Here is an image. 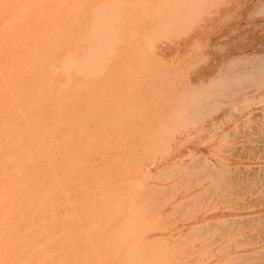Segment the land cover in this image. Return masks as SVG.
Listing matches in <instances>:
<instances>
[{
  "label": "rangeland",
  "instance_id": "1",
  "mask_svg": "<svg viewBox=\"0 0 264 264\" xmlns=\"http://www.w3.org/2000/svg\"><path fill=\"white\" fill-rule=\"evenodd\" d=\"M95 1H97V0H95ZM100 1L101 2H99V0L97 2H94L93 0H23V1L22 0H9V2H8V0H6V1L2 0V2L0 1V32L2 34V35L0 34V78H1L0 79V135H1L0 136V156L3 154L2 156L7 157V159H6L7 164H1V165L5 166V169L0 170L1 171L0 172V193H5L7 190H10L12 188V183H10V180L9 181L6 180V174H5V172L9 168H12L14 166H19L21 169H28L27 165H29V169H31V168H43V170L45 169L44 173L41 176V179H39V177H37V176H31V177L27 178L26 180L14 177L13 182L15 184H22V186L24 188L26 187L27 189L25 188L24 191H18V192H16L15 195L12 194L11 196H6L3 199L5 201H11L12 199H14V200L24 202L25 200H28L29 194L31 195L32 192H34L36 190V189H34V186H36L40 182L43 183V187L45 186L43 188V191L41 192L42 194L40 196L45 201V205H44L45 207L43 210H42V208L40 210V206L39 207L37 206L38 203L32 200V203H31L32 207H30V209L26 212L27 215L24 214L22 217L21 216L16 217L17 219H15V217H14V219H11L9 222L5 223L6 226L8 225L9 227H12L11 225L14 226L15 222H21L22 223V221H23V224L25 226L22 224L20 227H16V229H14L13 231L7 230L8 234H7L6 238H4L3 242H0L1 245L3 243V245L5 246L4 249L2 250V252L4 253L5 250H9V251L15 252L16 255L17 254L18 255L15 258V260L10 261L9 263H5L4 261H2L3 253L1 255V252H0V264H32V263L26 261L27 258H32V257L34 259H37L39 257L45 258L44 263H37V264H48V263L49 264H56V263L57 264H67L68 262H70L69 264H77V263L83 264V262H84V264L86 262H87L86 264H90V260H91V264H97V263L98 264H131V263L137 264V262H139V261H140L139 262L140 264H149L150 262L152 264H154V263L155 264H160V263L165 264L166 261H168L169 264H177L176 261L179 264H188V263L189 264H264V249H263L264 248V241H262V240H264V238H263V236H264L263 235V233H264V222H263V219H264L263 218L264 217L263 216L264 215V213H263L264 212V178H263L264 177V168H263V166H264V159H263L264 158V149H263L264 148V144H263V142H264V131H263L264 130V122H263V120H264V118H263V116H264V110H263L264 109V104H263L264 103V97H263L264 96V89H263V87H264V68H263L264 67V60H263V62L260 61V60L264 59V0H175V1L174 0H164V1L163 0H158V1L157 0H138L139 2L137 0H130V1L129 0H115V2L114 1L111 2L112 0H100ZM105 1H107V2H105ZM123 1L124 2L128 1L127 6H124V4H126V2L124 3ZM136 1L138 3L137 6H139L137 8H136ZM148 1H151L150 4L152 3V1L155 2V3H153L155 5L151 4L152 6L148 7L150 5L148 3ZM3 3H5V4H3ZM96 3H99L97 5H99V8H101L102 10H100L99 8L97 9L98 6H96ZM113 3H116L118 5L113 4ZM130 3L132 4V6H130V8H129L128 6ZM140 3L142 5H144L143 3H146V5H144V8L141 7ZM169 3H170V5H169ZM172 3H174V4H172ZM89 4H92V5H89ZM133 4L135 5V7ZM119 5H121V6H119ZM145 6L148 7V9H146ZM94 7H95V9H94ZM90 8H91V10H90ZM92 8L94 9V11ZM131 8H132L133 12H132V10H130L129 13L131 16L130 15L128 16L129 13H127L126 10L131 9ZM140 8H142V9L140 10ZM154 8H156L157 10ZM118 9L121 10V12L118 11ZM137 9L140 12H138ZM96 10H99V12L97 11L98 12L97 15L99 14V16H97L95 14ZM106 11H108V12H106ZM142 11H144V13ZM145 11L148 14H145L146 13ZM162 11H163V13H162ZM174 11H176V12H174ZM6 12L8 13L7 15H6ZM100 12H101V14H100ZM115 12H118V13H115ZM125 12L127 14H125ZM136 12H138V14L140 13L141 16L137 15ZM141 12L145 16H143V14ZM88 13H92V14H88ZM108 14H110V15H108ZM113 14H115V15H113ZM120 14H121V16H120L121 19L118 22L117 20L119 18L115 19L116 18L115 16L120 15ZM132 14H134V15H132ZM95 15L97 18L99 17V19H97L95 17ZM104 16H105V18H104ZM136 16H138V18ZM93 17L95 19V22H94ZM112 17H115V18H112ZM128 17H130V18H128ZM135 17L139 20H136ZM144 17H146L145 18L146 20L143 19ZM140 18L142 20H140ZM101 19H102V21H104L103 22L104 26L100 25L102 22ZM129 19H130V21L128 22ZM96 20H98V22ZM109 20H110V23L112 22V24H113V25H111L112 28L117 25L115 28H118L117 30H120L119 27L124 26L125 28L121 27V31L123 30L121 33H124V35L120 34V35H116V37L114 35H112V32L114 31V34H115V32L117 30H115V28L110 29L111 27H110ZM113 20L115 22L117 21L116 25H115V23H113ZM131 20H132V22L136 21V23H137L136 26L139 27L138 28L139 33L136 31L138 29L134 25L136 23H131ZM105 21H106V23H105ZM124 21H126L127 23ZM142 21H144V22L142 23ZM83 22H84V24H83ZM139 22H141V24ZM89 23L90 24L94 23V24L90 26ZM96 23L97 24L100 23L99 25L101 27H105V28L110 27V28H108L109 32H110L109 35H112L113 37L111 36V38L110 37L107 38V36H109V35L106 34L108 32L106 30H108V29L100 28L101 32L98 31V33H99L98 36H99V38L101 37V39H102V40L100 39L101 40L100 41L99 38H97V31H96V29L99 30L98 28L100 26L96 27V25H97ZM118 23H119V26H118ZM8 24H9V26H7ZM105 24H107V25H105ZM108 24H109V26H108ZM87 25H88V28H87ZM94 25H95V30H94ZM131 25L133 27L135 26V28H136V29H134L135 31L132 29L133 27ZM143 27L146 30H144ZM196 27L199 31L196 29ZM130 28H131L130 32L132 30L134 31V32L132 31L133 35L135 34L136 36H139V34H140V36H141L142 34H144V35H146L147 39L148 38H150V39H148V41H147V39L144 35L141 36V38L137 37L138 39L136 38L135 35H134L135 36L134 37L131 33H129L130 35H127V33L125 35L126 31H124V30L130 29ZM172 28H173V31H172ZM4 29L6 32L4 31ZM170 29L173 33L170 32ZM77 30H78V32H77ZM92 30H94V32H96V35H93L91 33ZM111 30H113V31H111ZM89 31L94 36V37L91 36V40L92 39H94V40L98 39L99 42L97 41V43H99V44L104 43L103 45H105V46H102V45L100 46L99 44H97L98 45V47H97L95 44L96 41H94L95 43L93 42L94 43L93 44L92 43L93 40H92L91 43L93 45H95V47H94L89 42L90 41L89 38L91 35L89 33ZM102 31L105 35L102 33ZM145 31H147V33L149 31L150 32L149 34H151V35L148 36ZM119 32H118V34H119ZM128 32H129V30H128ZM100 33H102V34H100ZM192 33H194V34H192ZM83 34L86 35L87 37L84 36ZM161 34H163V35H161ZM167 34H169V35H167ZM131 35H132V39L130 38ZM189 35H191V36H189ZM79 36L82 38H80ZM117 36H119V37H117ZM122 36H123V38H121ZM114 37L117 39H115ZM86 38H87V42L89 45L85 42ZM103 38H106L107 40L110 39V41L108 40L109 41L108 42L106 39H103ZM133 38H136L135 39V42L137 43L136 45H134L135 44L134 41H133L132 45L130 44L132 42V40H134ZM162 38H164V39H162ZM80 39H81V42H80ZM113 39H114V41H113ZM130 39H131V41L129 42ZM175 39H178V40H175ZM104 40H105V42H104ZM116 40H118V41L116 42ZM124 40H126L128 43L125 42ZM141 40H143V41H141ZM199 40H200V42H199ZM102 41H103V43H102ZM122 41L125 43L124 45H123ZM153 41H155L157 43V44L154 43V47L152 45ZM146 42H148L150 44L148 45V43H146ZM159 42L161 44H159ZM169 42H170V44H169ZM80 43L82 45H80ZM141 43L144 46H146V48L148 47L149 50H148V48L147 49L144 48L143 45H142L143 47L140 45V49H139V47L136 48L137 45L141 44ZM83 44L84 45L86 44V45L84 46ZM90 44H91V46H90ZM145 44H147V45H145ZM113 45H115V46H113ZM119 45H123V46L120 47ZM77 46H78V48H77ZM88 46L91 49H89ZM155 46L158 47V51H156L157 48ZM104 47H106L107 49H105ZM127 47H129V48H127ZM98 48H100V49H98ZM130 48L131 49L133 48L132 52L130 51L131 50ZM115 49H117V50H115ZM144 49L148 50V51H146L147 54H150L151 52H149V51H151V49L152 50L154 49L153 51H155V52H152L151 55L154 53H157V55L155 54L153 57V55L151 56V55L144 54V53H146ZM87 50H89V51H87ZM90 50H91V52H94V53H91ZM120 50H122L123 53L122 52L119 53ZM133 50H134V52H133ZM135 50L140 55H138L137 52L135 53ZM95 51L98 54L95 55ZM100 51H102L104 53L101 54ZM165 51L167 52V54ZM196 51L199 53H197ZM114 52H117V54ZM85 53H87V54L90 53L91 54L90 58L89 57L87 58ZM179 53H180V55H179ZM108 54L109 55L111 54L110 57ZM119 54H120V56H118ZM143 54H144V56L146 55L147 59H148V56L152 57L151 59L149 58L151 60L152 64H150V60H145L146 58L143 57ZM115 55L118 56L119 59L116 58L118 60L114 59L116 57ZM124 55H125L126 59H125V57H123ZM207 55H208V57H207ZM212 55L213 56L215 55V56L213 57ZM111 56H113V57L111 58ZM189 56H192V58ZM196 56H198L200 58H198V57L196 58ZM247 56L249 57V59L251 57V59L249 60ZM75 57H76V59H75ZM95 57H97V58H95ZM138 57H139L140 61H138V59L135 60ZM186 57H189L190 60ZM254 57L257 59L256 61H255ZM82 58H83V60H82ZM94 58H95V60H94ZM98 58H99V60L102 58L99 65H98V63H99ZM153 58L154 59L156 58V59L152 61ZM88 59L91 60V62L88 61ZM131 59H134V60H131ZM78 60H82V62L80 61L81 65L79 64ZM103 60H105V61H103ZM184 60L185 61L187 60L186 61L187 64L185 63ZM209 60H211L210 63H209ZM84 61L86 62L85 64L87 66H89V65H92V66H89L87 68V66H85V64L83 63ZM153 62H155V64L157 63L156 64L157 66L160 64L157 67L158 69L155 67L156 65ZM246 62H248V63H246ZM257 62H259L260 64ZM96 63L98 66L96 65ZM83 64H84V67L87 69L83 68ZM101 64L102 65L105 64L104 65L105 71H104V69H102ZM114 64H115V66H114ZM140 64H142L143 66L141 67ZM180 64L183 65L182 66L183 69H182ZM52 65L54 66L56 71L54 70ZM74 65L75 66L77 65V66L72 67ZM134 65H137V67ZM161 65L164 66V68H167L168 70L163 69ZM186 65H188V66H186ZM236 65L238 66V68H236L237 67ZM243 65L246 69H244ZM246 65H247V67H246ZM95 66H97V67H95ZM139 66L141 68L138 69ZM144 66H146L145 67L146 69L144 68ZM90 67H92V68H90ZM94 67L96 68L95 70H94ZM176 67H178V68H176ZM81 68H83V70L84 69L85 70L83 71ZM97 68H99L98 71H97ZM100 68L104 72L103 71L101 72ZM132 68H134V69H132ZM174 68H175V71L173 70ZM184 68H186V69H184ZM261 68H262V71H261ZM77 69L80 71H78ZM88 69H90V70H88ZM109 69H110V71H109ZM198 69H200V70H198ZM234 69L237 70L236 71L237 74H236V72H234L235 71ZM86 70L89 72H86ZM93 70H94V73L91 75ZM162 70H164V71H162ZM194 70H195V72H194ZM258 70H259V72H258ZM50 71H51V73L53 71L54 74L53 73L51 74ZM65 71L68 72L67 75L65 74ZM74 71H75V73H74ZM81 71L84 73H89L88 74L89 76H85V74L81 73ZM90 71H92V72L90 73ZM123 71H124V73H123ZM149 71H150V73H149ZM154 71L156 73L158 71V73L156 74ZM177 71L179 74L180 73L181 74L179 75L177 73ZM199 71H201V72H199ZM252 71H253V73H252ZM96 72L98 74L99 73H101V74L98 75V74H96ZM129 72H132V73L129 74ZM146 72H148V73H146ZM161 72H162V74H161ZM183 72H185V73H183ZM207 72H208V74H207ZM212 72L213 73L215 72V73L213 74ZM245 72H249L250 74L249 73L246 74ZM152 73H153V75H152ZM204 73H206V75ZM103 74L104 75L106 74L105 77ZM80 75H81V77H80ZM96 75H97V77H96ZM100 75H102V76H100ZM154 75H156V76H154ZM242 75L244 76V78ZM90 76H92V77L94 76V78L92 79V78H90ZM98 76L100 78H98ZM170 76H173V78ZM175 76H177L179 78L180 77L183 78V76H185L187 78H186V80H184L185 81L184 84H182L183 79L182 78L178 79ZM85 77H87L88 80L86 79V81H85ZM95 77L97 78V81H96ZM102 77H104V78H102ZM185 77H184V79H185ZM141 78L142 79L144 78V79L142 80ZM149 78H150L151 82L149 81ZM208 78H211V79H208ZM165 79H166V82H165ZM169 79H174V80H169ZM189 79H190V81H189ZM250 79H252V80H250ZM2 81H4V83ZM69 81H73V82L69 83ZM142 81H143V83H141ZM138 82H139V84H138ZM144 82H146V83H144ZM152 82H154V83H152ZM187 82H190L191 84L187 83ZM228 82H230V83L228 84ZM150 83H151V86L154 85L152 88L149 86ZM167 83H169V84H167ZM171 83H172V85H170ZM186 83H187V87L185 85ZM98 84H99V86H98ZM107 84L109 86H107ZM121 84H122V86H121ZM129 84H131L133 86L136 85L138 87L135 86L132 88V86ZM198 84H199L200 88H199V86H197ZM159 85H161V86H159ZM191 85H193V86H191ZM214 85H216V86L219 85V86L217 88L215 86V89H214ZM259 85L263 86V87H259ZM162 86L164 89L162 88ZM167 87L168 88L170 87V88L168 89ZM190 87H192L193 89ZM196 87L199 89V91ZM211 87L213 90H215V92L210 91L211 92L210 93L208 91V90H210ZM126 88H128V89H126ZM140 88H141V90L143 89L142 92H140L141 91ZM189 88L192 89V91ZM222 88L225 89V92H224V90H222ZM243 88H245V90ZM116 89H118V90L116 91ZM152 89L155 91V93ZM204 89H206V90H204ZM228 89H230V90L232 89V90L229 91ZM1 90H3V91H1ZM158 90H160L162 92H160ZM217 90L221 91V92H219L220 95L222 94L221 97L216 96L218 94ZM4 91H5V93H4ZM197 91H198V95H197ZM202 91H203V94L205 93V95H202V93H201ZM134 92H135V94H134ZM136 92H137V94H136ZM167 92L169 94H166ZM199 92L202 96H200ZM228 92H230V93H228ZM232 92H234V93H232ZM256 92H258V93H256ZM108 93L109 94L111 93V94L109 95ZM150 93H152V94L150 95ZM160 93L162 96L160 95ZM113 94H114V98L112 97ZM141 94H143V95H141ZM184 94H186V95L188 94V95L185 96ZM213 94H214V96H213ZM254 94H255V97H254ZM260 94H262V95H260ZM130 95L133 97H129V99H128V96H130ZM135 95H137L136 98H135ZM152 95L155 97H153ZM175 95L178 97V99ZM240 95H242V96H240ZM160 96L162 99L160 98ZM164 96H166V98ZM198 96L201 97L202 99H200ZM222 96H223V98H222ZM245 96H247V97L245 98ZM249 96H251V97H249ZM171 97H173L174 99ZM197 97H198V99H197ZM239 97H240V99L236 100ZM242 97H244V98L242 99ZM152 98H153V101H152ZM158 98L161 100V102H159L160 100ZM163 98L166 100H164ZM218 98H220V100ZM250 98H251V100H250ZM252 98H253V100H252ZM135 99H137L139 102H140V99H142V100L139 104L138 101ZM171 99H173V100H171ZM196 99H197V101H196ZM205 99H209V100H205ZM129 100H133V103H131L132 101H129ZM143 100H145L144 101L145 103L143 102ZM162 100H164L165 103ZM192 100H194V101H192ZM119 101L120 102L122 101V102L120 103ZM204 101H207V104H206V102L204 103ZM223 101H225V102H223ZM226 101H227V103H226ZM85 102H86V105H85ZM128 102L131 104H129ZM136 102H137V105H136ZM187 102H190V104L192 106L190 104H187ZM194 102H196V103L194 104ZM199 102H200V104H199ZM247 102L248 103L250 102V103L248 104ZM255 102H256V104H255ZM151 103L153 105H156V106L158 105L159 108L153 106ZM160 103L162 104V106ZM168 103H170V104H168ZM171 103H172V105H171ZM209 103H211V105ZM212 103H214V104H212ZM228 103H230V105H228ZM238 103H240V104H238ZM117 104H119V105H117ZM245 104L247 106H249L250 104H252V105L249 106L250 109H246L248 107H246ZM16 105H18V106H16ZM187 105H189L190 107ZM209 105L212 107V109L216 106L219 108V110H217V108L215 107L216 109L214 108L215 109V111H214L210 108ZM223 105H225V106H223ZM227 105H228V107L225 108ZM240 105L242 107H240ZM243 105H244V107H243ZM260 105H262L261 107L263 109H261V107H259ZM106 106H108V107H106ZM132 106H134V107H132ZM142 106H143V108H142ZM165 106H167V107L165 108ZM185 106H187L188 109L187 108L185 109ZM203 106H205V107H204V109L201 110V108ZM81 107H83V108H81ZM109 107H110V109H109ZM115 107H116V109H115ZM207 107H208V109H206ZM121 108H123V109H121ZM137 108H140V110H139L140 113L136 112L138 110ZM144 108L147 109L148 111L145 110ZM153 108H155L154 111H153ZM167 108H169V109H167ZM209 108H210V110H209ZM102 109L105 111H102ZM134 109H135V111H134ZM195 109L196 110L198 109L199 112H198V110L196 111ZM84 110H85V112H84ZM107 110H109V112H111V113H109ZM143 110H145V111H143ZM207 110H208V113H207ZM146 111H147V114H144V112L146 113ZM200 111H201V113H200ZM204 111H206V112H204ZM212 111L216 112L217 115H215L216 113H213ZM130 112H131V115L129 114ZM203 112H204V114H203ZM224 112H226V114H224ZM90 113L92 115H89ZM106 113H107V115H106ZM132 113H133V115H132ZM136 113H139L141 116L138 115L139 118H138V116L136 117V115H137ZM246 113H247V116H246ZM260 113H261L262 117L260 116ZM23 114H27L29 116L30 121H28V122H26L24 120L20 121V116H22ZM123 114H124V116H123ZM155 114L159 115V116L156 117ZM175 114H177V116H175ZM193 114L197 119L194 118V116H192ZM244 114H245V116H244ZM46 115H47V117H46ZM86 115H87V117L84 118ZM198 115L199 116L201 115L200 117H202V118H200ZM254 115L256 116V118ZM64 116H65V118H64ZM126 116H129V117L126 118ZM42 117H45V119L44 118L42 119ZM71 117H73V118H71ZM133 117H135V118L133 119ZM205 117L207 120L206 122H205ZM36 118H39L40 120L41 119L42 120L41 121L39 120V122H36L35 121ZM77 118H78V120H77ZM98 118H99V120H98ZM104 118H106V119H104ZM137 118H138V120H137ZM254 118H255V120H254ZM112 119H114V120L116 119L115 120L116 125H115L114 120H113V122L110 121ZM191 119H193V120H191ZM101 120H102V122H100ZM104 120L106 121L107 125H106ZM201 120L203 121V123ZM31 121H32V123H31ZM80 121L82 123H80ZM146 121H148V122H146ZM153 121H155L156 123ZM191 121H193L192 122L193 124H195L196 122H198V124L196 123L197 125L196 124L193 125L191 123ZM200 121H201V124H199ZM242 121L245 123H243ZM157 122H159V123L157 124ZM52 123H54V124H52ZM71 123H72V125H70ZM147 123H151V124H147ZM167 123L169 124V127L168 126L166 128L163 127V126H166ZM7 124H8V127H7ZM25 124L26 125L28 124V126H25ZM57 124H59V125H57ZM103 124H104V126H103ZM111 124H112V126H111ZM129 124L130 125L132 124V125L130 126ZM156 124H157V126H156ZM180 124H183V127ZM188 124H190V125L192 124L193 128L191 126H189ZM55 125L57 127H55ZM148 125L149 126L151 125L150 126L151 128ZM202 125L204 126V128H200V127H203ZM254 125H255V127H254ZM63 126H65V128H63ZM67 126L69 128H67ZM107 126H108V128H107ZM117 126H119L118 129H116ZM195 126H196V128L194 129ZM88 127H90L89 130H87ZM97 127H100V128L98 129ZM177 127H179L180 130ZM186 127L188 129H186ZM190 127H191V129H190ZM212 127L217 129V130H215V129L213 130ZM251 127L253 129H251ZM8 128H10V129H8ZM167 128L170 129L171 131L172 130L173 131L171 132L169 130L170 131V134H169V133H167L168 131L167 132L164 131V130H168ZM182 128H184V129L182 130ZM254 128H255V130H254ZM259 128H260L261 132H260ZM157 129H159V130H157ZM161 129H164V130H161ZM65 130H68V131L66 132ZM90 130L92 132H90ZM205 130H207V131H205ZM253 130H254V132H253ZM256 130H257V132H255ZM163 131L165 132L166 135L168 134L169 136L168 135L166 137L162 136L164 134ZM214 131L215 132L217 131L216 134L217 133H220V134L214 135L213 134V133H215ZM246 131H248V132H246ZM5 132H7V134H5ZM115 132H116V134H115ZM174 132H176V133L178 132V133L174 135ZM194 132H196V133H194ZM232 132H234L235 134ZM17 133L21 134V135H23L24 133H28L29 135L31 134L30 135L31 138L30 137H24V140H23L24 143L23 142L19 143V145L17 147L18 149L11 152V150L13 149L12 148L13 143L18 138V136H15V135H18ZM32 133L34 135H35V133L40 135V139H39L40 142L35 146H32L30 144V141L33 138ZM74 133L75 134L78 133L76 135V137H75ZM145 133H148V134H145ZM159 133H161L160 134L161 137L158 136ZM199 133H201V134H199ZM53 134L56 136H54ZM81 134H82V136L80 137ZM140 134H142V136L145 134L148 137L147 136L140 137L141 136ZM188 134H189V136H188ZM227 134L230 136H228ZM257 134L260 135L259 138H258ZM156 135H157V137H155ZM170 135H172L173 138H170L171 137ZM203 135H205V136H203ZM211 135H213V136H211ZM224 135H225V137H224ZM77 136H78V138H77ZM153 136L155 137L156 141L158 140L157 142H155V139H153L154 138ZM208 136H211L212 138L211 137L209 138ZM222 136H223V138H222ZM227 136H228V138H227ZM236 136H237V138H236ZM245 136H246V138H245ZM114 137H116V138H114ZM159 137L162 138L161 140L164 139L165 141L167 138L168 144H167V142H164V143H166L168 145V147L163 145L164 143H162V145H161V142H160V146H158L159 141H160ZM168 137L170 139H168ZM174 137H176V138H174ZM195 137H197V138H195ZM48 138H50L51 141ZM85 138H86V140H85ZM141 138H143V139H141ZM192 138H193V140L190 141ZM202 138H204V139H202ZM205 138H206V140H205ZM93 139H94V141H93ZM97 139H98V141H97ZM138 139L140 141H142V143L144 144V145L142 144L143 145L142 147L140 145L141 142L140 141L137 142ZM171 139H174V141ZM102 140L105 142V144ZM113 140H114V142H113ZM121 140H122V142H121ZM208 140H209V143H210V141H211V143H213V141H214L213 146L211 143L210 144L208 143ZM261 140H262V142H261ZM87 141H89V142H87ZM47 142H49V143H47ZM65 142H66V144H65ZM109 143H110V146L108 145ZM153 143H154V145H152ZM173 143H175V145ZM22 144H23V146H22ZM48 144H49V147H47ZM83 144H84V146H83ZM138 144H139V146H137ZM148 144L150 146L152 145L151 146L152 148L150 146L146 147ZM156 144H157V146H155ZM197 144L198 145L201 144L200 145L201 148L198 147ZM204 144L206 145V148H204V146H205ZM256 144H257V146L259 144H261V145H259L258 146L259 148H258L256 146ZM43 145L45 148H47V150L45 152V158H46L45 161L47 160L48 162L44 161V163H42L41 165L40 164H33L34 167H32V165L29 163L22 164V163L26 162V159L23 158L19 153L20 152L19 151L20 146H22L21 148H23L24 151H30V152L38 153L42 150ZM63 145H64V147H63ZM107 145L109 146V148ZM243 145L245 147H243ZM87 146H90V147H87ZM169 146L171 147V149H169L170 148ZM178 146H180L179 147L180 149L177 148ZM40 147H42V148L40 149ZM104 147H106V148H104ZM139 147H141L142 150H141V148H140V150H136L137 148L139 149ZM155 147L159 148V150L161 152L162 151H164V152H162V154L159 153L158 149ZM164 147H165V149H164ZM166 147H167V149H166ZM220 147H221V149H219ZM32 148H33V150H32ZM101 148L103 150H100ZM147 148H148V150H150L149 152H148V150H146ZM240 148H241V150H240ZM256 148H258V150ZM23 149H21V150H23ZM76 149H78V150H76ZM195 149L197 150V152L195 151ZM211 149H212V151H211ZM242 149H243V151H242ZM52 151H53V153H52ZM138 151H139V153L137 155L136 153ZM151 151L152 152L156 151L153 153L154 154L158 153L159 156L156 154H155L156 155L155 156L153 153L150 154ZM172 151H173V154H172ZM187 151H189V152H187ZM192 151H193V153H192ZM261 151H263V152H261ZM98 152H100V153H98ZM147 152H148V154H147ZM141 153H143V154H141ZM191 153H192V155H191ZM47 154H51V155H47ZM82 154L84 157L82 156ZM145 154L148 157H150L149 155H151V157L148 158L145 156ZM165 154H166V156H165ZM217 154H218V156H217ZM229 154H230L231 159L229 157ZM247 154H248V158H247ZM71 155H73V156H71ZM140 155H142V157L144 156L143 159ZM203 155L207 158H205ZM212 155H214L213 156L214 158L211 157ZM226 155L228 156V158ZM66 156H67V158H66ZM134 156H136V157L134 158ZM139 156L141 158H139ZM200 156L201 157L203 156L205 159L203 160ZM260 156H262V157H260ZM94 157H96V158H94ZM170 157H172V158H170ZM50 158L53 161H51ZM146 158H148V159H146ZM175 158H176V160H175ZM256 158H257V160H256ZM258 158H260V159H258ZM63 159L66 162H64ZM80 159H82V160H80ZM86 159H87V161H86ZM138 159H139V161H138ZM140 159H141V161H140ZM142 160H144L145 162ZM229 160H231V161H229ZM148 161L149 162L152 161V164L149 163ZM179 161L181 162V164L179 163ZM15 162L20 163V164H15V165L12 164ZM67 162H69V163L67 164ZM153 162H156V163H153ZM176 162H177V164H176ZM210 162H211V164H210ZM140 163H142V164L140 165ZM162 163H163V165H162ZM82 164H84V165H82ZM135 164H136L135 167L137 168V170H136V168H134ZM53 165H55V166H53ZM56 165H59V166H56ZM215 165H217V166H215ZM30 166H31V168H30ZM63 166H64V169H62ZM67 166L69 167L68 169H66ZM139 166H141L143 168H141V167L139 168ZM235 167H236V169H235ZM260 167H262L261 168L262 170L260 169ZM138 168L142 169V170L144 169L143 171L140 170V173L142 172L141 174L139 173L141 176L140 175L138 176V172H139ZM228 168H230V169H228ZM59 169L60 170L62 169L63 171L62 170L60 171ZM131 169H133V170H131ZM134 169H135V171H134ZM155 169H157V170H155ZM194 170H195V172H194ZM224 170L226 172H224ZM46 171H47V173H46ZM261 171L263 173V176H262V173H260ZM227 172H228V175H227ZM58 173H59L60 177L58 176ZM146 173H147V176L145 175ZM149 173L152 175H150ZM52 175L54 176V180H53ZM61 175H62V177L64 176V178H62ZM148 175L152 176V177H148ZM259 175H260V177H259ZM46 176H47V178H46ZM48 176L49 177L52 176V177H50V179L52 181L48 178ZM232 176L234 177V179ZM247 176H249V177H247ZM91 177H92V180L90 179ZM236 177H237V181H236ZM45 178H46V180H49V181H46ZM133 178H136V179H133ZM138 178H139V180H138ZM147 178H149L150 181H148ZM261 178H263V181ZM153 179H154V181H153ZM257 179L260 182V183L258 182L259 185L257 183ZM90 180H91V182H90ZM133 180L134 181L136 180L137 182L136 181L132 182ZM140 180H145V181H140ZM200 180H201V182H200ZM138 181H139V184H138ZM245 182H246V184H245ZM62 183H63V185H61ZM96 183H98V184L96 185ZM140 183H141V185H140ZM220 183H221V185H220ZM239 184H241V185H239ZM163 185H165V186H163ZM94 186L96 187V189H94L95 188ZM129 186H130V189H129ZM137 186H138V188H137ZM59 187L60 188L62 187V188L60 189ZM91 187H92V189H91ZM171 187H172V189H171ZM244 187L246 189H245V191H242V190H244ZM54 188H55V190H54ZM74 188H76V189H74ZM51 189H52V191H51ZM108 190H111V192H109ZM120 190H122V191H120ZM57 191H58V193H57ZM101 192H103V194ZM236 192H238V193H236ZM239 192H241V193H239ZM54 193H56V194H54ZM120 193H122V194H120ZM132 193H134V194H132ZM83 194H85V195L83 196ZM50 195H51V197H50ZM98 195H100V196H98ZM125 196H127L128 198H125ZM136 196H137V200L135 199ZM242 196H244V197H242ZM130 197H131V199H130ZM221 197H222V199H221ZM72 198L74 200H72ZM179 198H180V200H179ZM206 198H207V200H206ZM67 199L69 202L67 201ZM107 199H108V201H107ZM123 199H124V202L127 201L128 199L130 201L131 200H133V201H131L132 202L131 203L128 200V202L124 203V202H122ZM46 200H48L47 203H46ZM65 200H66V202H65ZM105 200H106V202H105ZM83 202H84V206H83ZM102 202H103V204H101ZM227 202L229 203V205ZM239 202H241V203H239ZM108 203H109V205H108ZM111 203H113V204H111ZM127 203H129V204H127ZM130 203L133 204L132 207H129V205L131 206ZM126 204H127L129 209H131V208L133 209V207H134V209L136 211H134V209L131 210V211H134V213L131 214V211L127 208V206L125 207ZM57 205L59 207H56ZM251 205H252V207H251ZM20 206H22V205L20 204ZM89 206H91L92 209ZM114 206H116V209ZM192 207H193V209H192ZM74 208H75V210H74ZM79 208L80 209L82 208V211ZM18 209L19 208L16 207L14 209V211H17ZM32 209H33V211H32ZM106 209H108V210L106 211ZM239 209H241V210H239ZM64 210H66V211H64ZM127 210L130 213L129 212L127 213L126 212ZM141 210H143V212ZM31 211H32V213L33 212L36 213V219L35 220H37V221H34V224H32L31 222H33V221H31L29 219ZM70 211H73V212H70ZM253 211L255 213H253ZM257 211H259V212L262 211V212L259 213ZM69 212H70V214H69ZM38 213L40 216L38 215ZM109 213H111V214H109ZM138 213H141V214H138ZM243 213H246V214H243ZM95 214H98V215L100 214V215L97 216ZM128 214H130L131 216H129ZM70 215H71V217H70ZM223 215H225V216H223ZM80 216H81V218H80ZM261 216H263V217H261ZM38 217H40V218H38ZM74 217H76V218L74 219ZM195 217H197V218H195ZM199 217H201V218H199ZM202 217H204V218H202ZM46 218H48V219H46ZM257 218H259V219H257ZM88 219H90V220H88ZM106 219L108 221H106ZM127 219H129L128 222L130 220H132V222L134 220L135 221L137 220V221H136V223L134 221L135 225H133V226H132V222H129V224H131V226H129ZM195 219H197V220H195ZM19 220H22V221H19ZM152 220H154L155 222ZM256 220H257V222H256ZM67 221H69V223ZM230 221H232V223ZM50 222H51V224L49 225ZM77 222H79V223H77ZM122 222L123 223L125 222V223L123 224ZM126 222H127V224H126ZM150 222L152 223V225H154L153 226L154 232L152 231L153 230L152 226L148 227L149 224L151 225ZM193 222H195V223H193ZM67 223L70 225H68ZM86 223L88 225H86ZM103 223H105L103 226L104 228L102 227ZM137 223H138V225H137ZM250 223H252L251 224L252 226L249 225ZM214 224H216V225H214ZM218 224L220 227L218 226ZM236 224H237V226H236ZM253 224H255V225H253ZM42 225H46V226L41 228ZM64 225L66 227H64ZM118 225L120 227H117ZM125 225H126V228L124 229ZM180 225H182V226H180ZM82 226H83V228H82ZM134 226H136V227H134ZM141 226H142V228L143 227L144 228L147 227V229L149 228L148 229L149 231L147 229H145L146 232H148V233L144 232L145 233L144 234L142 231V230H144V228L142 229ZM191 226H193V228H191ZM207 226H208V228H207ZM211 226L215 229H213ZM133 227H134V229L136 228V230L139 232L134 230ZM129 228H131L133 230L131 232V229H130V231H128V233H129L128 234L126 230H128ZM202 228H203V230H202ZM32 229H33V231L36 230V232H34L33 236L23 240L22 242H20L16 245L13 244L11 237L16 236V235H22L26 231L32 230ZM76 229H78L79 232L75 231ZM241 229H242V231H241ZM251 229L254 231H252ZM56 230L57 231L59 230V231L57 232ZM61 230H63V231H61ZM198 230H199V232H198ZM69 231L71 234L69 233ZM125 231H126V233H125ZM231 231H232V233H231ZM93 232H95V233H93ZM130 232L134 233V235L130 234ZM259 232H260V234H259ZM56 233H57V235H56ZM68 233H69V235H68ZM171 233H173V234H171ZM88 234H91V235L88 236ZM252 234H254V235H252ZM85 235H87L88 238L85 237ZM124 235H126V236H124ZM129 235H132L133 237L132 236L130 237ZM140 235H141V237H140ZM118 236L119 237L121 236V237L119 238ZM138 236H139V238H142V239H139V238L137 239ZM48 237H50V238H48ZM73 237L75 238V240ZM258 237H260V238H258ZM42 238H43V240H40ZM78 238H80V239L78 240ZM134 238L136 240H134ZM240 238H242V239H240ZM253 238H255V239H253ZM82 239H84V240H82ZM59 240H60L61 244L59 242V245H57L58 244L57 242ZM71 240H73V242ZM141 240H143V242ZM172 240H173V242H172ZM242 240H243V243L241 244ZM106 241H107V243H106ZM139 241H140V245H138ZM93 242H95V243H93ZM141 242L143 243V245L146 244L147 242H149L150 244L147 243L148 246L146 247L147 244L143 246ZM128 243H129V245H128ZM135 243H136V245H138V247L135 245ZM213 243H214V245H213ZM239 243H240V246H239ZM79 244H80V246H82L81 248H80V246L78 247ZM130 245H132V246H130ZM141 245L144 248L146 247L144 249L145 251H142L143 247ZM90 246H92V247H90ZM99 246L102 248L99 249L98 248ZM139 246L142 248H140ZM229 246H230V248H229ZM232 246H234V247H232ZM57 247H58V249H56ZM149 247H151V249ZM218 247H219V249H217ZM238 247H240V248H238ZM33 248H34V250H33ZM134 248H135V250H134ZM137 248L140 249V251L137 250ZM147 248H149V250ZM171 248H172V251H170ZM187 248H189V249H187ZM30 249H32V251H30L29 253H26V251L30 250ZM40 249H41V252H40ZM75 249H76V252H75ZM122 249L123 250L125 249L127 251H123ZM132 249L134 250L133 254L131 253ZM120 250H122V251H120ZM112 251H113V253H112ZM136 251H139V254L136 253ZM106 252H108L109 254ZM62 253L64 254L63 256H62ZM97 253H98V256L100 255V257L97 256ZM129 253H131V256H133L135 253L137 254V255L135 254V256L137 258L136 259L134 258L135 263L132 261L133 259H131L135 256L131 257V256H129L130 255ZM101 254H102V256H101ZM208 254L210 255V257ZM260 254L262 255V257ZM173 255H175V258ZM59 256H61V258ZM126 256L129 257L131 262L128 258H126ZM141 256H143V257H141ZM151 256L153 257V259H151L152 258ZM78 257L80 258L79 260H77ZM91 257L93 260L90 259ZM147 257H148V259H147ZM260 257H261V259H260ZM24 258H26V259H24ZM156 258L159 260L161 258L162 261L160 262ZM184 258L186 259V261ZM145 259H147L149 261H146ZM94 260H96V261H94ZM124 260H126V261H124ZM155 260L158 263H156ZM192 260H194V261L192 262ZM143 262H145V263H143ZM168 263L166 262V264H168Z\"/></svg>",
  "mask_w": 264,
  "mask_h": 264
},
{
  "label": "bare ground",
  "instance_id": "2",
  "mask_svg": "<svg viewBox=\"0 0 264 264\" xmlns=\"http://www.w3.org/2000/svg\"><path fill=\"white\" fill-rule=\"evenodd\" d=\"M0 1L2 2V0H0ZM5 1H6V0H5ZM22 1H23V0H22ZM93 1H94V2H97L98 0H97V1L93 0ZM113 1L115 2V0H112L111 2H113ZM129 1H130V0H129ZM137 1H138V0H137ZM137 1H136V8L139 7V6H137V4H138ZM157 1H158V0H157ZM163 1H164V0H163ZM174 1H175V0H174ZM8 2H9V0H8ZM99 2H101V1L99 0ZM105 2H107V1H105ZM123 2H124V1H123ZM125 2H126V1H125ZM125 2H124V3H125ZM138 2H139V1H138ZM150 2H151V1H148L149 4H150ZM108 3H109V2H108ZM116 3H117V2H116ZM116 3H113V4H116ZM127 3H128V1L126 2V4H124V6H127ZM148 3H147V4H148ZM153 3H155V2L152 1L151 4H152V5H155V4H153ZM160 3H161V2H160ZM3 4H5V3H3ZM12 4H13V3H12ZM97 4H99V3H96V6H98V7H97V9H98V8H99V5H97ZM140 4H141V3H140ZM143 4L146 5V3H143ZM149 4H148V5H149ZM151 4H150L148 7L152 6ZM172 4H174V3H172ZM185 4H186V3H185ZM1 5H2V4H1ZM89 5H92V4H89ZM100 5H101V4H100ZM116 5H118V4H116ZM116 5H115V6H116ZM133 5H134V4H133ZM144 5L141 4V7L144 8ZM169 5H170V3H169ZM101 6H102V5H101ZM104 6H105V5H104ZM119 6H121V5H119ZM130 6H132L131 3L129 4L128 7L130 8ZM159 6H160V5H159ZM182 6H183V5H182ZM15 7H16V6H15ZM116 7H117V6H116ZM122 7H123V6H122ZM134 7H135V5H134ZM134 7H133V8H134ZM145 7H146V6H145ZM148 7H146V9H148ZM174 7H175V6H174ZM174 7H173V8H174ZM169 8H170V7H169ZM92 9H93V8H92ZM94 9H95V7H94ZM94 9H93V11H94ZM99 9L102 10L101 8H99ZM120 9H121V8H120ZM141 9H142V8H140V10H141ZM146 9H145V10H146ZM154 9H156V8H154ZM161 9H162V8H161ZM176 9H177V8H176ZM178 9H179V8H178ZM1 10H2V9H1ZM90 10H91V8H90ZM128 10H129V11H128ZM128 10H126L127 13H129L130 10H132V8H131V9H128ZM137 10H138V9H137ZM149 10H150V9H149ZM156 10H157V9H156ZM93 11H92V12H93ZM97 11L99 12V10H96V12H95L96 15H97V13H98ZM118 11L121 12V10H119V9H118ZM135 11H136V10H135ZM147 11H148V10H147ZM158 11H159V10H158ZM7 12H8V11H7ZM7 12H6V15L8 14ZM101 12H102V11H101ZM101 12H100V14H101ZM106 12H108V11H106ZM109 12H110V11H109ZM132 12H133V10H132ZM138 12H140V11L138 10ZM138 12H136L137 15L141 16L140 13L138 14ZM142 12L144 13V11H142ZM142 12H141V13H142ZM145 12H146V11H145ZM148 12H149V11H148ZM159 12H160V11H159ZM174 12H176V11H174ZM110 13H111V12H110ZM115 13H118V12H115ZM127 13L125 12V14H127ZM143 13H142V14H143ZM160 13H161V12H160ZM162 13H163V11H162ZM84 14H85V13H84ZM86 14H87V13H86ZM88 14H92V13H88ZM121 14H122V13H121ZM121 14H120V15H117L118 17L115 16L116 18H115V17H112V18H115V19L119 18V19L117 20V21L119 22V20L121 19V17H120ZM145 14H148V13L146 12ZM96 15H95V17H96ZM108 15H110V14H108ZM113 15H115V14H113ZM129 15H130V13L128 14V16H129ZM132 15H134V14H132ZM162 15H163V14H162ZM19 16H20V15H19ZM93 16H94V15H93ZM97 16H99V14H98ZM130 16H131V15H130ZM143 16H145V15L143 14ZM125 17H126V16H125ZM136 17L138 18V16H136ZM136 17H135V18H136ZM153 17H154V16H153ZM96 18H97V17H96ZM104 18H105V16H104ZM128 18H130V17H128ZM132 18H133V17H132ZM135 18H134V19H135ZM137 18H136V20H139V19H137ZM141 18H142V17H141ZM141 18H140V20H142ZM145 18H146V17H144L143 19H145ZM151 18H152V17H151ZM23 19H24V18H23ZM93 19H94V17H93ZM97 19H99V17H98ZM124 20H125V19H124ZM145 20H146V19H145ZM165 20H166V19H165ZM96 21L98 22V20H96ZM101 21H102V19H101ZM117 21L115 22V21L113 20V23H115V25H116V24H117ZM129 21H130V19L128 20V22H129ZM94 22H95V19H94ZM103 22H104V21H102L101 24H100V23H99V24H100V25H103ZM122 22H123V21H122ZM124 22H126V21H124ZM143 22H144V21H142V23H143ZM172 22H173V21H172ZM13 23H14V22H13ZM105 23H106V21H105ZM109 23H110V20H109ZM126 23H127V22H126ZM131 23H136V21H135V22H134V21L132 22V20H131ZM139 23L141 24V22H139ZM146 23H147V22H146ZM146 23H145V24H146ZM164 23H165V22H164ZM180 23H181V22H180ZM11 24H12V23H11ZM83 24H84V22H83ZM89 24H90V23H89ZM93 24H94V23H93ZM93 24H90V26L93 25ZM96 24H97V23H96ZM99 24H97L96 27H97V26L99 27V26H100ZM124 24H125V23H124ZM140 24H139V25H140ZM191 24H192V23H191ZM78 25H79V24H78ZM105 25H107V24H105ZM111 25H113L112 22L110 23V27H111ZM134 25L136 26L137 23L134 24ZM139 25H138V26H139ZM143 25H144V24H143ZM146 25H147V24H146ZM146 25H145V26H146ZM152 25H153V24H152ZM181 25H182V24H181ZM202 25H203V24H202ZM7 26H9V24H8ZM103 26H104V25H103ZM108 26H109V24H108ZM116 26H117V25H116ZM116 26H115V27H116ZM118 26H119V23H118ZM126 26H127V25H126ZM129 26H130V25H129ZM131 26H132V25H131ZM135 26H134V27L132 26L133 28H132V27H131V28L134 30V29H136ZM157 26H158V25H157ZM161 26H162V25H161ZM190 26H191V25H190ZM195 26H196V25H195ZM198 26H199V25H198ZM5 27H6V26H5ZM110 27H108V28H110ZM115 27H113V28H115ZM121 27L123 28L124 26H121ZM121 27H119L120 30H117L118 28H115V30H117L118 32L120 31L119 34H118L117 31H116L117 33L115 32V34H114V31L111 30V31H113V32H112V35H114L115 37H116V35H120V34H121V35H124V33H121V32L123 31V30L121 31ZM136 27H137V26H136ZM148 27H149V26H148ZM184 27H185V26H184ZM191 27H192V26H191ZM199 27H200V26H199ZM87 28H88V25H87ZM87 28H86V29H87ZM100 28L103 29V28H105V27H101V26H100V27L98 28L99 30L96 29V31H97V38H99V36H98V34H99L98 31L101 30ZM108 28H105V29H108ZM113 28L111 27L110 29H113ZM124 28H125V27H124ZM128 28H129V27H128ZM131 28H130V29H126V30H124V31H126V32H125V35H126V33H127V35H130L129 33L132 34V33L135 31V30H134V31L132 30L133 32H132V31L130 32ZM138 28H139V27H137V29H138ZM146 28H147V27H146ZM90 29H91V28H90ZM143 29H144V27H143ZM194 29H195V28H194ZM196 29H197V27H196ZM196 29H195V30H196ZM94 30H95V25H94ZM94 30H92L91 33H92L93 35H96V32H94ZM128 30H129V32H128ZM140 30H141V29H140ZM144 30H146V29H144ZM154 30H155V29H154ZM197 30H198V29H197ZM4 31H5V29H4ZM74 31H75V30H74ZM104 31H105V30H104ZM106 31H108L106 34L109 35V33H110V32H109V29L106 30ZM136 31L138 32L139 29L136 30ZM155 31H156V30H155ZM172 31H173V28H172ZM172 31H171V29H170V32H172ZM198 31H199V30H198ZM5 32H6V31H5ZM9 32H10V31H9ZM9 32H8V33H9ZM77 32H78V30H77ZM79 32H80V31H79ZM93 32H94V33H93ZM100 32H101V31H100ZM142 32H143V31H142ZM145 32H146V34H147L148 36L151 35V34H149V33H150L149 31H148V33H147V31H145ZM89 33H90V31H89ZM91 33H90V34H91ZM102 33H103V31H102ZM102 33H100V34H102ZM135 33H136V32H135ZM138 33H139V32H138ZM166 33H167V32H166ZM172 33H173V32H172ZM0 34H1V32H0ZM6 34H7V33H6ZM92 34L90 35V38H89L90 41H89V40H88V41H89L90 43H91L92 40H93L92 43H93L94 41H96V43H95V42H94V43H95L96 46L98 47V45H97V44H99V43H97L98 39H96V40L92 39V40H91V36L94 37ZM103 34H104V33H103ZM192 34H194V33H192ZM1 35H2V34H1ZM79 35H80V34H79ZM83 35H84V34H83ZM104 35H105V34H104ZM112 35L107 36V38H109V37L111 38ZM132 35H133V34H132ZM132 35L130 36L131 39H132ZM134 35H135V34H134ZM134 35H133V36H134ZM143 35H144V34H142L141 36H143ZM161 35H163V34H161ZM167 35H169V34H167ZM174 35H175V34H174ZM84 36H86V35H84ZM100 36H101V35H100ZM135 36H136V35H135ZM135 36H134V37H135ZM141 36H140V34H139V36H136V38H137V37H140V38H141ZM144 36L146 37V35H144ZM187 36H188V35H187ZM189 36H191V35H189ZM79 37H80V36H79ZM86 37H87V36H86ZM88 37H89V36H88ZM112 37H113V36H112ZM115 37H114V38H115ZM117 37H119V36H117ZM124 37H125V36H124ZM126 37H127V36H126ZM145 37H144V38H145ZM80 38H82V37H80ZM121 38H123V36H122ZM136 38H133L134 40H132V42L130 43L131 45H132L133 41L135 42V39H136ZM158 38H159V37H158ZM158 38H157V39H158ZM78 39H79V38H78ZM100 39H101V37L99 38V40H100ZM103 39H106V38H103ZM115 39H117V38H115ZM119 39H120V38H119ZM125 39H126V38H125ZM128 39H129V38H128ZM131 39L129 40V42L131 41ZM137 39H138V38H137ZM146 39H147V37H146ZM148 39H150V38H148ZM148 39H147V41H148ZM162 39H164V38H162ZM101 40H102V39H101ZM101 40H100V41H101ZM106 40H107V39H106ZM108 40L110 41V39H108ZM108 40H107V41H108ZM126 40H127V39H126ZM126 40H124V41L127 42L128 40H127V41H126ZM168 40H169V39H168ZM175 40H178V39H175ZM8 41H9V40H8ZM78 41H79V40H78ZM109 41H108V42H109ZM113 41H114V39H113ZM117 41H118V40H116V42H117ZM136 41H137V40H136ZM139 41H140V40H139ZM141 41H143V40H141ZM155 41H156V40H155ZM155 41H153V44H152L153 47H154V43L157 44ZM169 41H170V40H169ZM171 41H172V40H171ZM188 41H189V40H188ZM194 41H195V40H194ZM6 42H7V41H6ZM76 42H77V41H76ZM80 42H81V39H80ZM83 42H84V41H83ZM85 42L88 44V42H87V38H86V41H85ZM98 42H99V41H98ZM104 42H105V40H104ZM122 42H123V41H122ZM151 42H152V41H151ZM160 42H161V41H160ZM160 42H159V44L162 43V42H161V43H160ZM197 42H198V41H197ZM199 42H200V40H199ZM92 43H91V44H92ZM94 43H93V44H94ZM102 43H103V41H102ZM112 43H113V42H112ZM127 43H128V42H127ZM138 43H139V42H138ZM144 43H145V42H144ZM146 43H148V42H146ZM182 43H183V42H182ZM78 44H79V43H78ZM91 44H90V46H91ZM93 44H92V45H93ZM103 44H104V43H103ZM103 44H99V45H100V46H101V45H102V46H105V45H103ZM124 44H125V43L123 42V45H124ZM136 44H137V43L135 42L134 45H136ZM149 44H150V43H148V45H149ZM165 44H166V43H165ZM169 44H170V42H169ZM80 45H82V44L80 43ZM83 45H84V44H83ZM85 45H86V44H85ZM85 45H84V46H85ZM88 45H89V44H88ZM115 45H116V44H115ZM115 45H113V46H115ZM123 45H119V46L122 47ZM131 45H130V46H131ZM138 45H139V46H138ZM138 45H137V47H136V46H135V47H136V48L139 47V49H140V45L142 46L143 44L141 43V44H138ZM145 45H147V44H145ZM196 45H197V44H196ZM93 46L95 47V45H93ZM107 46H108V45H107ZM119 46H118V47H119ZM125 46H126V45H125ZM143 46H144V45H143ZM143 46H142V47H143ZM160 46H161V45H160ZM171 46H172V45H171ZM175 46H176V45H175ZM88 47H89V46H88ZM118 47H117V48H118ZM151 47H152V46H151ZM153 47H152V48H153ZM155 47H156V46H155ZM77 48H78V46H77ZM92 48H93V47H92ZM104 48L107 49L106 47H104ZM104 48H103V49H104ZM125 48H126V47H125ZM127 48H129V47H127ZM133 48H134V47H133ZM133 48H132V49H133ZM144 48H146V46H144ZM147 48H148V47H147ZM147 48H146V49H147ZM156 48H157L156 51H158V47H156ZM89 49H91V48L89 47ZM98 49H100V48H98ZM98 49H97V50H98ZM111 49H112V48H111ZM130 49H131V48H130ZM132 49L130 50L131 52H132ZM134 49H135V48H134ZM141 49H142V48H141ZM154 49H155V48H154ZM154 49H153V50H154ZM195 49H196V48H195ZM92 50H93V49H92ZM109 50H110V49H109ZM115 50H117V49H115ZM137 50H138V49H137ZM144 50H145V49H144ZM148 50H149V48H148ZM148 50H145V52L148 51ZM153 50L151 49V51H149V52H151V53H152V52H155V51H153ZM193 50H194V49H193ZM87 51H89V50H87ZM102 51H103V50H102ZM102 51H100L101 54L104 53V52H102ZM130 51H129V52H130ZM185 51H186V50H185ZM198 51H199V50H198ZM90 52H91V50H90ZM98 52H99V51H98ZM120 52H122V50H120L119 53H120ZM125 52H126V51H125ZM133 52H134V50H133ZM136 52H137V51L135 50V53H136ZM139 52H140V51H139ZM149 52H148V53H149ZM159 52H160V51H159ZM165 52H166V51H165ZM189 52H190V51H189ZM196 52H197V51H196ZM199 52H200V51H199ZM199 52H197V53H199ZM3 53H4V52H3ZM79 53H80V52H79ZM91 53H94V52H91ZM107 53H108V52H107ZM111 53H112V52H111ZM114 53L117 54V52H114ZM122 53H123V52H122ZM122 53H121V54H122ZM127 53H128V52H127ZM137 53H138V52H137ZM151 53H150V54H147V52H146V53H144V54L151 55ZM170 53H171V52H170ZM68 54H69V53H68ZM85 54H86V57H87V58H88V57L90 58V56H91L90 53H89V54L85 53ZM85 54H84V55H85ZM96 54H98V53H96V51H95V55H96ZM112 54H113V53H112ZM124 54H125V53H124ZM141 54H142V53H141ZM144 54H143V57L146 58V55L144 56ZM155 54L157 55V53L152 54L153 57H154ZM166 54H167V52H166ZM191 54H192V53H191ZM73 55H74V54H73ZM87 55H88V56H87ZM93 55H94V54H93ZM108 55H109V54H108ZM110 55H111V54H110ZM110 55H109V57H110ZM138 55H140V54L138 53ZM138 55H137V56H138ZM152 55H151V56H152ZM179 55H180V53H179ZM185 55H186V54H185ZM192 55H193V54H192ZM204 55H205V54H204ZM210 55H211V54H210ZM6 56H7V55H6ZM68 56H69V55H68ZM103 56H104V55H103ZM113 56H114V55H113ZM113 56H111V58H112ZM115 56H116V57H115L114 59L118 58V56H120V54H119L118 56H117V55H115ZM141 56H142V55H141ZM151 56H148V59L146 58L145 60H150V59L152 58ZM165 56H166V55H165ZM174 56H175V55H174ZM212 56H213V55H212ZM212 56H211V57H212ZM214 56H215V55H214ZM214 56H213V57H214ZM248 56H249V55H248ZM248 56H247V57H248ZM86 57H85V58H86ZM93 57H94V56H93ZM123 57H125V55H124ZM135 57H136V56H135ZM159 57H160V56H159ZM170 57H171V56H170ZM176 57H177V56H176ZM182 57H183V56H182ZM189 57L192 58V56H189ZM189 57H186V58L189 59ZM193 57H194V56H193ZM197 57H198V56H196V58H197ZM207 57H208V55H207ZM221 57H222V56H221ZM247 57H246V58H247ZM95 58H97V57H95ZM95 58H94V60H95ZM105 58H106V57H105ZM140 58H141V57H140ZM149 58H150V59H149ZM198 58H200V57H198ZM209 58H210V57H209ZM209 58H208V59H209ZM254 58H255V57H254ZM54 59H55V58H54ZM75 59H76V57H75ZM118 59H119V58H118ZM118 59H116V60H118ZM125 59H126V57H125ZM127 59H128V58H127ZM137 59H138V61H140V60H139V57L136 58L135 60H137ZM155 59H156V58H155ZM155 59L153 58L152 61L155 60ZM168 59H169V58H168ZM172 59H173V58H172ZM175 59H176V58H175ZM243 59H244V58H243ZM248 59H249V57H248ZM250 59H251V57H250ZM250 59H249V60H250ZM64 60H65V59H64ZM70 60H71V59H70ZM82 60H83V58H82ZM82 60H78V61H79V64H80V61L82 62ZM85 60H86V59H85ZM98 60H99V58H98ZM101 60H102V58L99 60V63L97 62L98 65L100 64V61H101ZM105 60H106V59H105ZM105 60H103V61H105ZM131 60H134V59H131ZM141 60H142V59H141ZM158 60H159V59H158ZM170 60H171V59H170ZM189 60H190V59H189ZM253 60H254V59H253ZM256 60H257V59L255 58V61H256ZM263 60H264V59H262V60H260V61L263 62ZM86 61H87V60H86ZM88 61L91 62V60H89V59H88ZM92 61H93V60H92ZM121 61H122V60H121ZM143 61H144V60H143ZM163 61H164V60H163ZM184 61H185V60H184ZM186 61H187V60H186ZM186 61H185V63L187 64ZM210 61H211V60H209V63H210ZM238 61H239V60H238ZM260 61H259V62H260ZM66 62H67V61H66ZM90 62H89V63H90ZM112 62H113V61H112ZM116 62H117V61H116ZM164 62H165V61H164ZM193 62H194V61H193ZM259 62H257V63H259ZM77 63H78V62H77ZM83 63L85 64L86 62L84 61ZM87 63H88V62H87ZM97 63H96V65H97ZM103 63H104V62H103ZM103 63H102V64H103ZM113 63H114V62H113ZM113 63H112V64H113ZM137 63H138V62H137ZM139 63H140V62H139ZM142 63H143V62H142ZM144 63H145V62H144ZM147 63H148V62H147ZM153 63L155 64V62H153ZM172 63H173V62H172ZM180 63H181V62H180ZM198 63H199V62H198ZM246 63H248V62H246ZM260 63H261V62H260ZM260 63H259V64H260ZM72 64H73V63H72ZM84 64H83V68H85V67H84ZM90 64H91V63H90ZM102 64H101V65H102ZM133 64H134V63H133ZM148 64H149V63H148ZM150 64H152V63H151V60H150ZM150 64H149V65H150ZM156 64H157V63H156ZM156 64H155V65H156ZM178 64H179V63H178ZM183 64H184V63H183ZM206 64H207V63H206ZM233 64H234V63H233ZM64 65H65V64H64ZM80 65H81V64H80ZM88 65H89V64H88ZM94 65H95V64H94ZM98 65H97V66H98ZM104 65H105V64H104ZM104 65H102V69L105 68ZM123 65H124V64H123ZM138 65H139V64H138ZM140 65H141V67L143 66L142 64H140ZM145 65H146V64H145ZM159 65H160V64H159ZM159 65H158V66H159ZM176 65H177V64H176ZM180 65H181V64H180ZM203 65H204V64H203ZM203 65H202V66H203ZM215 65H216V64H215ZM52 66H53V65H52ZM62 66H63V65H62ZM76 66H77V65H76ZM76 66L74 65V66H72V67H76ZM85 66H87V65L85 64ZM89 66H92V65H89ZM89 66H87V68H88ZM97 66H95V67H97ZM114 66H115V64H114ZM131 66H132V65H131ZM134 66L137 67V65H134ZM146 66H147V65H146ZM146 66H144V68H145ZM151 66H152V65H151ZM153 66H154V65H153ZM158 66L156 65L155 67L157 68ZM161 66H162V65H161ZM182 66H183V65H181V67H182ZM186 66H188V65H186ZM230 66H231V65H230ZM236 66H237V65H236ZM236 66H235V67H236ZM239 66H240V65H239ZM260 66H261V65H260ZM81 67H82V66H81ZM95 67H94V70L96 69ZM100 67H101V66H100ZM136 67H135V68H136ZM141 67L139 66L138 69L141 68ZM147 67H148V66H147ZM184 67H185V66H184ZM203 67H204V66H203ZM218 67H219V66H218ZM243 67H244V65H243ZM246 67H247V65H246ZM258 67H259V66H258ZM53 68H54V66H53ZM83 68H81V69L83 70ZM87 68H85V69H87ZM90 68H92V67H90ZM153 68H154V67H153ZM153 68H152V69H153ZM162 68H163V69H167V68H164V66H162ZM169 68H170V67H169ZM176 68H178V67H176ZM197 68H198V67H197ZM197 68H196V69H197ZM200 68H201V67H200ZM236 68H238V66H237ZM241 68H242V67H241ZM263 68H264V67H263ZM3 69H4V68H3ZM65 69H66V68H65ZM70 69H71V68H70ZM72 69H73V68H72ZM85 69H84V70H85ZM132 69H134V68H132ZM145 69H146V68H145ZM149 69H150V68H149ZM157 69H158V68H157ZM170 69H171V68H170ZM170 69H169V70H170ZM180 69H181V68H180ZM182 69H183V67H182ZM184 69H186V68H184ZM205 69H206V68H205ZM214 69H215V68H214ZM228 69H229V68H228ZM244 69H246V68L244 67ZM244 69H243V70H244ZM54 70H55V68H54ZM59 70H60V69H59ZM61 70H62V69H61ZM77 70H78V69H77ZM84 70H83V71H84ZM88 70H90V69H88ZM94 70H93V72L90 71V73L92 72L91 75L94 73ZM98 70H99V68H97V71H98ZM100 70H101V68H100ZM154 70H155V69H154ZM167 70H168V69H167ZM171 70H172V69H171ZM173 70L175 71V68H174ZM198 70H200V69H198ZM231 70H232V69H231ZM234 70H235L234 72L237 71L236 69H234ZM247 70H248V69H247ZM247 70H246V71H247ZM252 70H253V69H252ZM55 71H56V70H55ZM78 71H80V70H78ZM78 71H77V72H78ZM102 71H103V70H101V72H102ZM104 71H105V69H104ZM104 71H103V72H104ZM106 71H107V70H106ZM109 71H110V69H109ZM162 71H164V70H162ZM178 71H179V70H178ZM178 71H177V73H178ZM206 71H207V70H206ZM239 71H240V70H239ZM261 71H262V68H261ZM57 72H58V71H57ZM57 72H56V73H57ZM62 72H63V71H62ZM86 72H89V71L86 70ZM154 72H155V71H154ZM194 72H195V70H194ZM199 72H201V71H199ZM202 72H203V71H202ZM219 72H220V71H219ZM258 72H259V70H258ZM50 73H51V71H50ZM52 73L54 74L53 71H52ZM52 73H51V74H52ZM56 73H55V74H56ZM67 73H68V72L65 71V74H66V75H67ZM74 73H75V71H74ZM81 73H84V72L81 71ZM123 73H124V71H123ZM127 73H128V72H127ZM130 73H132V72H129V74H130ZM146 73H148V72H146ZM146 73H145V74H146ZM149 73H150V71H149ZM155 73H156V72H155ZM157 73H158V71H157ZM157 73H156V74H157ZM183 73H185V72H183ZM192 73H193V72H192ZM209 73H210V72H209ZM212 73H213V72H212ZM212 73H211V74H212ZM214 73H215V72H214ZM214 73H213V74H214ZM222 73H223V72H222ZM245 73L248 74L249 72H245ZM252 73H253V71H252ZM254 73H255V72H254ZM63 74H64V73H63ZM76 74H77V73H76ZM79 74H80V73H79ZM84 74H85V76H89V75H88L89 73H84ZM96 74H98V73L96 72ZM99 74H101V73H99ZM99 74H98V75H99ZM161 74H162V72H161ZM178 74H179V73H178ZM180 74H181V73H180ZM180 74H179V75H180ZM201 74H202V73H201ZM204 74L206 75V73H204ZM207 74H208V72H207ZM236 74H237V72H236ZM243 74H244V73H243ZM249 74H250V73H249ZM61 75H62V74H61ZM66 75H65V76H66ZM103 75H104V74H103ZM105 75H106V74H105ZM105 75H104V77H105ZM147 75H148V74H147ZM152 75H153V73H152ZM152 75H151V76H152ZM170 75H171V74H170ZM185 75H186V74H185ZM238 75H239V74H238ZM244 75H245V74H244ZM54 76H55V75H54ZM72 76H73V75H72ZM100 76H102V75H100ZM154 76H156V75H154ZM158 76H159V75H158ZM158 76H157V77H158ZM200 76H201V75H200ZM200 76H199V77H200ZM207 76H208V75H207ZM215 76H216V75H215ZM218 76H219V75H218ZM220 76H221V75H220ZM227 76H228V75H227ZM242 76H243V75H242ZM67 77H68V76H67ZM73 77H74V76H73ZM80 77H81V75H80ZM96 77H97V75H96ZM96 77H95V78H96ZM104 77H102V78H104ZM111 77H112V76H111ZM132 77H133V76H132ZM134 77H135V76H134ZM149 77H150V76H149ZM152 77H153V76H152ZM170 77L173 78V76H170ZM175 77L178 78V79L182 78V77L179 78V77H177V76H175ZM184 77H185V76H183V78H182L183 81L181 80V81L183 82L182 84H184V82H185L184 80H186V78H187V77H185V79H184ZM189 77H190V76H189ZM235 77H236V76H235ZM238 77H239V76H238ZM90 78L93 79L94 76H93V77L90 76ZM98 78H100V77L98 76ZM150 78H151V77H150ZM150 78H149V81H150ZM153 78H154V77H153ZM161 78H162V77H161ZM215 78H216V77H215ZM231 78H232V77H231ZM243 78H244V76H243ZM0 79H1V78H0ZM69 79H70V78H69ZM83 79H84V78H83ZM86 79L88 80L87 77H85V81H86ZM131 79H132V78H131ZM141 79H142V78H141ZM143 79H144V78H143ZM143 79H142V80H143ZM157 79H158V78H157ZM208 79H211V78H208ZM233 79H234V78H233ZM57 80H58V79H57ZM59 80H60V79H59ZM94 80H95V79H94ZM126 80H127V79H126ZM151 80H152V79H151ZM160 80H161V79H160ZM169 80H174V79H169ZM169 80H168V81H169ZM175 80H176V79H175ZM193 80H194V79H193ZM200 80H201V79H200ZM203 80H204V79H203ZM234 80H235V79H234ZM250 80H252V79H250ZM89 81H90V80H89ZM96 81H97V78H96ZM178 81H179V80H178ZM181 81H180V82H181ZM189 81H190V79H189ZM194 81H195V80H194ZM208 81H209V80H208ZM211 81H212V80H211ZM215 81H216V80H215ZM245 81H246V80H245ZM245 81H244V82H245ZM2 82L4 83V81H2ZM52 82H53V81H52ZM71 82H73V81H69V83H71ZM104 82H105V81H104ZM136 82H137V81H136ZM139 82H140V81H139ZM139 82H138V84H139ZM150 82H151V81H150ZM165 82H166V79H165ZM171 82H172V81H171ZM197 82H198V81H197ZM252 82H253V81H252ZM252 82H251V83H252ZM257 82H258V81H257ZM3 83H2V84H3ZM67 83H68V82H67ZM69 83H68V84H69ZM86 83H87V82H86ZM141 83H143V81H142ZM144 83H146V82H144ZM152 83H154V82H152ZM169 83H170V82H169ZM169 83H167V84H169ZM177 83H178V82H177ZM187 83H190V82H187ZM187 83L185 84L186 87H187ZM200 83H201V82H200ZM204 83H205V82H204ZM209 83H210V82H209ZM209 83H208V84H209ZM229 83H230V82H228V84H229ZM8 84H9V83H8ZM125 84H126V83H125ZM132 84H133V83H132ZM136 84H137V83H136ZM147 84H148V83H147ZM190 84H191V83H190ZM210 84H211V83H210ZM238 84H239V83H238ZM59 85H60V84H59ZM62 85H63V84H62ZM110 85H111V84H110ZM129 85H131V84H129ZM129 85H128V86H129ZM145 85H146V84H145ZM170 85H172V83H171ZM173 85H174V84H173ZM188 85H189V84H188ZM204 85H205V84H204ZM223 85H224V84H223ZM241 85H242V84H241ZM98 86H99V84H98ZM107 86H109V85L107 84ZM121 86H122V84H121ZM125 86H126V85H125ZM128 86H127V87H128ZM131 86H132V88H133V87H135L136 85H134V86L131 85ZM131 86H130V87H131ZM149 86L152 88L154 85L151 86V83H150ZM159 86H161V85H159ZM167 86H168V85H167ZM175 86H176V85H175ZM191 86H193V85H191ZM195 86H196V85H195ZM197 86H199V84H198ZM211 86H212V85H211ZM215 86H216V85H214V89H215ZM218 86H219V85H218ZM218 86H216V88H217ZM230 86H231V85H230ZM242 86H243V85H242ZM248 86H249V85H248ZM51 87H52V86H51ZM101 87H102V86H101ZM110 87H111V86H110ZM113 87H114V86H113ZM136 87H138V86H136ZM140 87H141V86H140ZM145 87H146V86H145ZM165 87H166V86H165ZM172 87H173V86H172ZM182 87H183V86H182ZM184 87H185V86H184ZM212 87H213V86H212ZM212 87L210 88V90H208L209 92H210V91L215 92V90H213ZM243 87H244V86H243ZM250 87H251V86H250ZM259 87H263V86H260V85H259ZM3 88H4V87H3ZM128 88H129V87H128ZM128 88H126V89H128ZM162 88H163V86H162ZM167 88H168V87H167ZM169 88H170V87H169ZM169 88H168V89H169ZM190 88H192V87H190ZM190 88H189V89H190ZM196 88H197V87H196ZM199 88H200V86H199ZM205 88H206V87H205ZM224 88H225V87H224ZM224 88H222V90H224V92H225V89H224ZM237 88H238V87H237ZM257 88H258V87H257ZM120 89H121V88H120ZM137 89H138V88H137ZM144 89H145V88H144ZM156 89H157V88H156ZM163 89H164V88H163ZM192 89H193V88H192ZM192 89H190V90L192 91ZM197 89H198V88H197ZM211 89H212V90H211ZM220 89H221V88H220ZM235 89H236V88H235ZM243 89L245 90V88H243ZM247 89H248V88H247ZM263 89H264V87H263ZM89 90H90V89H89ZM117 90H118V89H116V91H117ZM140 90H141V88H140ZM142 90H143V89H142ZM142 90H141L140 92H142ZM152 90H153V89H152ZM152 90H151V91H152ZM160 90H161V89H160ZM160 90H158V91H160ZM204 90H206V89H204ZM228 90L231 91L232 89H231V90L228 89ZM1 91H3V90H1ZM84 91H85V90H84ZM114 91H115V90H114ZM135 91H136V90H135ZM146 91H147V90H146ZM153 91H154V90H153ZM182 91H183V90H182ZM185 91H186V90H185ZM198 91H199V89H198ZM198 91H197V95H198ZM208 91H207V92H208ZM217 91H218V94H219V92H221V91H219V90H217ZM217 91H216V92H217ZM226 91H227V90H226ZM262 91H263V90H262ZM122 92H123V91H122ZM160 92H162V91H160ZM194 92H195V91H194ZM205 92H206V91H205ZM244 92H245V91H244ZM252 92H253V91H252ZM4 93H5V91H4ZM105 93H106V92H105ZM111 93H112V92H111ZM111 93H110V94H111ZM115 93H116V92H115ZM126 93H127V92H126ZM126 93H125V94H126ZM130 93H131V92H130ZM154 93H155V91H154ZM156 93H157V92H156ZM201 93H202V95H205V93L203 94V91H202ZM210 93H211V92H210ZM210 93H209V94H210ZM228 93H230V92H228ZM232 93H234V92H232ZM256 93H258V92H256ZM261 93H262V92H261ZM9 94H10V93H9ZM108 94H109V93H108ZM110 94H109V95H110ZM134 94H135V92H134ZM136 94H137V92H136ZM151 94H152V93H150V95H151ZM157 94H158V93H157ZM166 94H169V93L167 92ZM182 94H183V93H182ZM199 94H200V92H199ZM209 94H208V95H209ZM215 94H216V93H215ZM218 94H217L216 96L221 97L222 94H221V95H220V94L218 95ZM104 95H105V94H104ZM116 95H117V94H116ZM118 95H119V94H118ZM141 95H143V94H141ZM160 95H161V93H160ZM177 95H178V94H177ZM184 95L187 96L188 94H187V95L184 94ZM189 95H190V94H189ZM195 95H196V94H195ZM202 95L200 94V96H202ZM206 95H207V94H206ZM256 95H257V94H256ZM260 95H262V94H260ZM119 96H120V95H119ZM136 96H137V95H135V98H136ZM152 96H153V95H152ZM157 96H158V95H157ZM161 96H162V95H161ZM161 96H160V98H161ZM173 96H174V95H173ZM175 96H176V95H175ZM213 96H214V94H213ZM240 96H242V95H240ZM257 96H258V95H257ZM112 97L114 98V94H113ZM125 97H126V96H125ZM129 97H133V96H131V95L128 96V99H129ZM153 97H155V96H153ZM164 97L166 98V96H164ZM176 97H177V96H176ZM182 97H183V96H182ZM198 97H199V96H198ZM198 97H197V99H198ZM227 97H228V96H227ZM246 97H247V96H245V98H246ZM249 97H251V96H249ZM254 97H255V94H254ZM259 97H260V96H259ZM263 97H264V96H263ZM113 98H112V99H113ZM146 98H147V97H146ZM171 98H173V97H171ZM194 98H195V97H194ZM199 98L202 99L201 97H199ZM222 98H223V96H222ZM225 98H226V97H225ZM243 98H244V97H242V99H243ZM133 99H134V98H133ZM137 99H138V98H137ZM137 99H135V100H137ZM143 99H144V98H143ZM158 99H159V98H158ZM161 99H162V98H161ZM163 99H164V98H163ZM173 99H174V98H173ZM173 99H171V100H173ZM177 99H178V97H177ZM184 99H185V98H184ZM186 99H187V98H186ZM197 99H196V101H197ZM218 99L220 100V98H218ZM239 99H240V97H239L238 99H236V100H239ZM248 99H249V98H248ZM261 99H262V98H261ZM94 100H95V99H94ZM110 100H111V99H110ZM110 100H109V101H110ZM141 100H142V99H140V102H141ZM159 100H160V99H159ZM164 100H166V99H164ZM164 100H162V101H164ZM171 100H170V101H171ZM189 100H190V99H189ZM189 100H188V101H189ZM205 100H209V99H205ZM223 100H224V99H223ZM229 100H230V99H229ZM250 100H251V98H250ZM252 100H253V98H252ZM254 100H255V99H254ZM105 101H106V100H105ZM115 101H116V100H115ZM122 101H123V100H122ZM122 101H121V102H122ZM129 101H132L131 103H133V100H129ZM137 101H138V100H137ZM144 101H145V100H143V102H144ZM152 101H153V98H152ZM157 101H158V100H157ZM185 101H186V100H185ZM192 101H194V100H192ZM241 101H242V100H241ZM247 101H248V100H247ZM260 101H261V100H260ZM262 101H263V100H262ZM107 102H108V101H107ZM119 102H120V101H119ZM119 102H118V103H119ZM121 102H120V103H121ZM140 102L138 101L139 104H140ZM147 102H148V101H147ZM155 102H156V101H155ZM159 102H161V100H160ZM167 102H168V101H167ZM167 102H166V103H167ZM172 102H173V101H172ZM190 102H191V101H190ZM190 102H187V104H190ZM205 102H206V104H207V101H204V103H205ZM219 102H220V101H219ZM223 102H225V101H223ZM250 102H251V101H250ZM250 102H249V103H250ZM253 102H254V101H253ZM253 102H252V103H253ZM256 102H257V101H256ZM256 102H255V104H256ZM258 102H259V101H258ZM80 103H81V102H80ZM80 103H79V104H80ZM93 103H94V102H93ZM128 103H129V102H128ZM131 103H129V104H131ZM144 103H145V102H144ZM164 103H165V101H164ZM164 103H163V104H164ZM175 103H176V102H175ZM182 103H183V102H182ZM192 103H193V102H192ZM195 103H196V102H194V104H195ZM226 103H227V101H226ZM233 103H234V102H233ZM247 103H248V102H247ZM249 103H248V104H249ZM107 104H108V103H107ZM123 104H124V103H123ZM151 104H152V103H151ZM155 104H156V103H155ZM158 104H159V103H158ZM160 104H161V103H160ZM168 104H170V103H168ZM199 104H200V102H199ZM209 104L211 105V103H209ZM212 104H214V103H212ZM221 104H222V103H221ZM223 104H224V103H223ZM238 104H240V103H238ZM255 104H254V105H255ZM261 104H262V103H261ZM263 104H264V103H263ZM263 104H262V105H263ZM2 105H3V104H2ZM72 105H73V104H72ZM77 105H78V104H77ZM85 105H86V102H85ZM117 105H119V104H117ZM136 105H137V102H136ZM142 105H143V104H142ZM146 105H147V104H146ZM152 105H153V104H152ZM171 105H172V103H171ZM180 105H181V104H180ZM190 105H191V104H190ZM210 105H209V106H210ZM219 105H220V104H219ZM225 105H226V104H225ZM225 105H223V106H225ZM228 105H230V103H228ZM228 105H227L225 108H227ZM232 105H233V104H232ZM232 105H231V106H232ZM245 105H246V104H245ZM250 105H252V104H250ZM250 105H249V106H250ZM262 105H260L259 107H261ZM16 106H18V105H16ZM139 106H140V105H139ZM149 106H150V105H149ZM153 106L158 107V105H157V106H156V105H153ZM153 106H152V107H153ZM159 106H160V105H159ZM161 106H162V104H161ZM187 106H189V105H187ZM187 106H185V109L187 108ZM191 106H192V105H191ZM217 106H218V105H217ZM223 106H222V107H223ZM237 106H238V105H237ZM249 106L246 105V107H248V108H246V109H250ZM255 106H256V105H255ZM13 107H14V106H13ZM13 107H12V108H13ZM69 107H70V106H69ZM97 107H98V106H97ZM106 107H108V106H106ZM112 107H113V106H112ZM116 107H117V106H116ZM116 107H115V109H116ZM132 107H134V106H132ZM166 107H167V106H165V108H166ZM173 107H174V106H173ZM183 107H184V106H183ZM189 107H190V106H189ZM204 107H205V106H203V107L201 108V110L204 109ZM215 107H216V106H215ZM215 107H214V108H215ZM233 107H234V106H233ZM240 107H242V106L240 105ZM243 107H244V105H243ZM72 108H73V107H72ZM81 108H83V107H81ZM127 108H128V107H127ZM142 108H143V106H142ZM146 108H147V107H146ZM158 108H159V107H158ZM162 108H163V107H162ZM162 108H161V109H162ZM210 108L212 109L211 106H210ZM210 108H209V110H210ZM214 108H213L212 110L215 111L216 108H217V110H219L218 107H216L215 109H214ZM220 108H221V107H220ZM231 108H232V107H231ZM236 108H237V107H236ZM236 108H235V109H236ZM84 109H85V108H84ZM109 109H110V107H109ZM115 109H114V110H115ZM121 109H123V108H121ZM135 109H136V108H135ZM135 109H134V111H135ZM137 109H138V110H137L136 112H139V113H140V111H139L140 108H137ZM144 109H145V108H144ZM148 109H149V108H148ZM156 109H157V108H156ZM167 109H169V108H167ZM187 109H188V108H187ZM206 109H208V107H207ZM228 109H229V108H228ZM233 109H234V108H233ZM242 109H243V108H242ZM261 109H263V108L261 107ZM98 110H99V109H98ZM145 110H147V109H145ZM145 110H143V111H145ZM150 110H151V109H150ZM154 110H155V108H153V111H154ZM162 110H163V109H162ZM165 110H166V109H165ZM195 110H196V109H195ZM197 110H198V109H197ZM197 110H196V111H197ZM217 110H216V111H217ZM236 110H237V109H236ZM254 110H255V109H254ZM254 110H253V111H254ZM263 110H264V109H263ZM81 111H82V110H81ZM92 111H93V110H92ZM102 111H105V110L102 109ZM107 111L109 112V110H107ZM127 111H128V110H127ZM129 111H130V110H129ZM143 111H142V112H143ZM147 111H148V110H147ZM147 111H146V113L144 112V114H147ZM176 111H177V110H176ZM191 111H192V110H191ZM238 111H239V110H238ZM248 111H249V110H248ZM61 112H62V111H61ZM66 112H67V111H66ZM84 112H85V110H84ZM108 112H107V113H108ZM124 112H125V111H124ZM124 112H123V113H124ZM149 112H150V111H149ZM149 112H148V113H149ZM162 112H163V111H162ZM198 112H199V110H198ZM204 112H206V111H204ZM204 112H203V114H204ZM212 112H213V111H212ZM217 112H218V111H217ZM107 113H106V115H107ZM109 113H111V112H109ZM139 113H136V114H137L136 117H137L138 115H140ZM156 113H157V112H156ZM200 113H201V111H200ZM207 113H208V110H207ZM207 113H206V114H207ZM210 113H211V112H210ZM213 113H216V112H213ZM213 113H212V114H213ZM237 113H238V112H237ZM241 113H242V112H241ZM244 113H245V112H244ZM257 113H258V112H257ZM49 114H50V113H49ZM94 114H95V113H94ZM114 114H115V113H114ZM129 114L131 115V112H130ZM167 114H168V113H167ZM224 114H226V112H224ZM60 115H61V114H60ZM67 115H68V114H67ZM80 115H81V114H80ZM87 115H88V114H87ZM87 115H86L84 118H86ZM89 115H92V114L90 113ZM109 115H110V114H109ZM132 115H133V113H132ZM150 115H151V114H150ZM155 115H156V114H155ZM155 115H154V116H155ZM164 115H165V114H164ZM210 115H211V114H210ZM215 115H217V113H216ZM248 115H249V114H248ZM55 116H56V115H55ZM55 116H54V117H55ZM96 116H97V115H96ZM123 116H124V114H123ZM140 116H141V115H140ZM145 116H146V115H145ZM157 116H159V115H156V117H157ZM175 116H177V114H175ZM182 116H183V115H182ZM182 116H181V117H182ZM192 116H194V114H193ZM198 116H199V115H198ZM198 116H197V117H198ZM200 116H201V115H200ZM200 116H199V117H200ZM202 116H203V115H202ZM204 116H205V115H204ZM207 116H208V115H207ZM225 116H226V115H225ZM244 116H245V114H244ZM246 116H247V113H246ZM254 116H255V115H254ZM258 116H259V115H258ZM260 116H261V113H260ZM6 117H7V116H6ZM46 117H47V115H46ZM79 117H80V116H79ZM79 117H78V118H79ZM89 117H90V116H89ZM106 117H107V116H106ZM112 117H113V116H112ZM128 117H129V116H126V118H128ZM131 117H132V116H131ZM147 117H148V116H147ZM147 117H146V118H147ZM161 117H162V116H161ZM161 117H160V118H161ZM261 117H262V116H261ZM261 117H260V118H261ZM1 118H2V117H1ZM43 118L45 119V117H42V119H43ZM64 118H65V116H64ZM71 118H73V117H71ZM78 118H77V120H78ZM84 118H83V119H84ZM99 118H100V117H99ZM99 118H98V120H99ZM101 118H102V117H101ZM118 118H119V117H118ZM123 118H124V117H123ZM134 118H135V117H133V119H134ZM138 118H139V116H138ZM138 118H137V120H138ZM142 118H143V117H142ZM194 118H196V117L194 116ZM194 118H193V119H194ZM200 118H202V117H200ZM200 118H199V119H200ZM207 118H208V117H207ZM213 118H214V117H213ZM255 118H256V116H255ZM255 118H254V120H255ZM263 118H264V116H263ZM6 119H7V118H6ZM42 119H41V120H42ZM62 119H63V118H62ZM79 119H80V118H79ZM96 119H97V118H96ZM104 119H106V118H104ZM108 119H109V118H108ZM124 119H125V118H124ZM124 119H123V120H124ZM130 119H131V118H130ZM193 119H191V120H193ZM196 119H197V118H196ZM199 119H198V120H199ZM211 119H212V118H211ZM252 119H253V118H252ZM257 119H258V118H257ZM257 119H256V120H257ZM261 119H262V118H261ZM22 120H24V121H26V122L30 121V120H29V116H28L27 114H23L22 116H20V121H22ZM39 120H40L39 118H36V119H35L36 122H39ZM41 120H40V121H41ZM89 120H90V119H89ZM113 120H114V119H112V120H110V121L113 122ZM115 120H116V119H115ZM115 120H114V121H115ZM135 120H136V119H135ZM159 120H160V119H159ZM194 120H195V119H194ZM202 120H203V119H202ZM202 120H201V121H202ZM208 120H209V119H208ZM215 120H216V119H215ZM218 120H219V119H218ZM24 121H23V122H24ZM35 121H34V122H35ZM87 121H88V120H87ZM104 121H105V120H104ZM121 121H122V120H121ZM124 121H125V120H124ZM128 121H129V120H128ZM156 121H157V120H156ZM163 121H164V120H163ZM178 121H179V120H178ZM183 121H184V120H183ZM201 121L199 122V124H201ZM206 121H207V120H206V117H205V122H206ZM248 121H249V120H248ZM36 122H35V123H36ZM43 122H44V121H43ZM75 122H76V121H75ZM100 122H102V120H101ZM146 122H148V121H146ZM151 122H152V121H151ZM153 122H155V121H153ZM159 122H160V121H159ZM159 122H157V124H158ZM192 122H193V121H191V123H192ZM242 122H243V121H242ZM249 122H250V121H249ZM260 122H261V121H260ZM263 122H264V120H263ZM31 123H32V121H31ZM31 123H30V124H31ZM56 123H57V122H56ZM63 123H64V122H63ZM77 123H78V122H77ZM80 123H82V122L80 121ZM94 123H95V122H94ZM105 123H106V121H105ZM123 123H124V122H123ZM155 123H156V122H155ZM174 123H175V122H174ZM196 123L198 124V122H196ZM196 123H195V124H196ZM202 123H203V121H202ZM243 123H245V122H243ZM46 124H47V123H46ZM52 124H54V123H52ZM119 124H120V123H119ZM119 124H118V125H119ZM144 124H145V123H144ZM147 124H151V123H147ZM157 124H156V126H157ZM176 124H177V123H176ZM183 124H184V123H183ZM183 124H180V125H182V127H183ZM192 124H193V123H192ZM192 124H191V125L188 124V125L192 127ZM195 124H193V125H195ZM197 124H196V125H197ZM212 124H213V123H212ZM219 124H220V123H219ZM251 124H252V123H251ZM31 125H32V124H31ZM57 125H59V124H57ZM70 125H72V123H71ZM92 125H93V124H92ZM99 125H100V124H99ZM106 125H107V123H106ZM115 125H116V121H115ZM129 125H130V124H129ZM131 125H132V124H131ZM131 125H130V126H131ZM161 125H162V124H161ZM184 125H185V124H184ZM243 125H244V124H243ZM258 125H259V124H258ZM260 125H261V124H260ZM25 126H28V124H27V125L25 124ZM89 126H90V125H89ZM93 126H94V125H93ZM103 126H104V124H103ZM111 126H112V124H111ZM122 126H123V125H122ZM148 126H149V125H148ZM148 126H147V127H148ZM150 126H151V125H150ZM150 126H149V127H150ZM154 126H155V125H154ZM159 126H160V125H159ZM167 126L169 127V124H168V123H167L166 126H163V127L166 128ZM185 126H186V125H185ZM202 126H203V125H202ZM7 127H8V124H7ZM47 127H48V126H47ZM55 127H57V126L55 125ZM74 127H75V126H74ZM91 127H92V126H91ZM94 127H95V126H94ZM114 127H115V126H114ZM191 127H190V129H191ZM239 127H240V126H239ZM254 127H255V125H254ZM14 128H15V127H14ZM36 128H37V127H36ZM43 128H44V127H43ZM48 128H49V127H48ZM63 128H65V126H63ZM67 128H69V127L67 126ZM75 128H76V127H75ZM89 128H90V127H88L87 130H89ZM92 128H93V127H92ZM97 128L99 129L100 127H97ZM107 128H108V126H107ZM107 128H106V129H107ZM111 128H112V127H111ZM118 128H119V126H117L116 129H118ZM144 128H145V127H144ZM144 128H143V129H144ZM150 128H151V127H150ZM152 128H153V127H152ZM154 128H155V127H154ZM177 128L179 129V127H177ZM192 128H193V127H192ZM195 128H196V126L194 127V129H195ZM200 128H204V126H203V127H200ZM212 128H213V127H212ZM216 128H217V127H216ZM219 128H220V127H219ZM219 128H218V129H219ZM235 128H236V127H235ZM256 128H257V127H256ZM8 129H10V128H8ZM77 129H78V128H77ZM112 129H113V128H112ZM141 129H142V128H141ZM167 129H168V128H167ZM183 129H184V128H182V130H183ZM186 129H188V128L186 127ZM214 129H215V128H213V130H214ZM251 129H253V128L251 127ZM37 130H38V129H37ZM87 130H86V131H87ZM148 130H149V129H148ZM157 130H159V129H157ZM161 130H164V129H161ZM169 130H170V129H168V130H164V131H166V132L168 131L167 133L170 134V131H171V130H170V131H169ZM179 130H180V129H179ZM208 130H209V129H208ZM211 130H212V129H211ZM215 130H217V129H215ZM254 130H255V128H254ZM254 130H253V132H254ZM259 130H260V128H259ZM53 131H54V130H53ZM53 131H52V132H53ZM57 131H58V130H57ZM65 131L67 132L68 130H65ZM74 131H75V130H74ZM79 131H80V130H79ZM95 131H96V130H95ZM120 131H121V130H120ZM120 131H119V132H120ZM164 131H163V132H164ZM172 131H173V130H172ZM172 131H171V132H172ZM177 131H178V130H177ZM191 131H192V130H191ZM191 131H190V132H191ZM205 131H207V130H205ZM218 131H219V130H218ZM243 131H244V130H243ZM263 131H264V130H263ZM8 132H9V131H8ZM41 132H42V131H41ZM90 132H92V131L90 130ZM90 132H89V133H90ZM108 132H109V131H108ZM145 132H146V131H145ZM147 132H148V131H147ZM152 132H153V131H152ZM201 132H202V131H201ZM214 132H215V131H214ZM216 132H217V131H216ZM216 132L213 133V134L215 135ZM236 132H237V131H236ZM246 132H248V131H246ZM249 132H250V131H249ZM255 132H257V130H256ZM260 132H261V130H260ZM1 133H2V132H1ZM33 133H34V132H33ZM33 133H32V134H33ZM60 133H61V132H60ZM120 133H121V132H120ZM123 133H124V132H123ZM128 133H129V132H128ZM150 133H151V132H150ZM177 133H178V132H177ZM177 133L174 132V135L177 134ZM191 133H192V132H191ZM194 133H196V132H194ZM197 133H198V132H197ZM232 133H234V132H232ZM250 133H251V132H250ZM5 134H7V132H5ZM5 134H4V135H5ZM14 134H15V133H14ZM17 134H18V133H17ZM74 134H75V133H74ZM77 134H78V133H77ZM77 134H75V137H76ZM86 134H87V133H86ZM101 134H102V133H101ZM115 134H116V132H115ZM145 134H148V133H145ZM145 134H144L143 136H147V135H145ZM160 134H161V133H159L158 136H160ZM164 134H165V132H164ZM164 134H163L162 136H165V137H166V136L168 135V134H167V135H166V134L164 135ZM171 134H172V133H171ZM182 134H183V133H182ZM189 134H190V133H189ZM189 134H188V136H189ZM199 134H201V133H199ZM208 134H209V133H208ZM217 134H220V133H217ZM217 134H216V135H217ZM224 134H225V133H224ZM234 134H235V133H234ZM239 134H240V133H239ZM30 135H31V134H30ZM30 135H29L28 133H24L23 135H21V134L15 135V136H18V138H17V140L13 143V147H12L13 149L11 150V152H12V151H15V150L18 149L17 147H18L19 143H21V142L24 143V141H23V140H24V137H30ZM53 135H54V134H53ZM87 135H88V134H87ZM132 135H133V134H132ZM137 135H138V134H137ZM140 135H141L140 137H143L142 134H140ZM150 135H151V134H150ZM153 135H154V134H153ZM172 135H173V134H172ZM172 135H170V136H171L170 138H173ZM190 135H191V134H190ZM209 135H210V134H209ZM227 135H228V134H227ZM231 135H232V134H231ZM257 135H258V134H257ZM257 135H256V136H257ZM0 136H1V135H0ZM49 136H50V135H49ZM54 136H56V135H54ZM81 136H82V134L80 135V137H81ZM118 136H119V135H118ZM151 136H152V135H151ZM151 136H150V137H151ZM168 136H169V135H168ZM191 136H192V135H191ZM195 136H196V135H195ZM203 136H205V135H203ZM211 136H213V135H211ZM211 136H208V137L210 138ZM228 136H230V135H228ZM228 136H227V138H228ZM253 136H254V135H253ZM259 136H260V135H258V138H259ZM261 136H262V135H261ZM32 137H33V138H32V140L30 141V144H31L32 146H35V145H37V144L40 142V141H39V139H40V135L35 133V135L33 134ZM47 137H48V136H47ZM116 137H117V136H116ZM116 137H114V138H116ZM132 137H133V136H132ZM140 137H139V138H140ZM147 137H148V136H147ZM153 137H154V136H153ZM155 137H157V135H156ZM155 137H154L153 139H155ZM160 137H161V136H160ZM160 137H159V138H160ZM179 137H180V136H179ZM186 137H187V136H186ZM201 137H202V136H201ZM214 137H215V136H214ZM219 137H220V136H219ZM224 137H225V135H224ZM15 138H16V137H15ZM30 138H31V137H30ZM53 138H54V137H53ZM77 138H78V136H77ZM170 138L168 137V139H170ZM174 138H176V137H174ZM195 138H197V137H195ZM211 138H212V137H211ZM222 138H223V136H222ZM234 138H235V137H234ZM236 138H237V136H236ZM245 138H246V136H245ZM245 138H244V139H245ZM254 138H255V137H254ZM27 139H28V138H27ZM48 139L50 140V138H48ZM48 139H47V140H48ZM89 139H90V138H89ZM89 139H88V140H89ZM106 139H107V138H106ZM112 139H113V138H112ZM117 139H118V138H117ZM141 139H143V138H141ZM151 139H152V138H151ZM161 139H162V138H160L159 144L157 143L158 146H160V142H161V145H162V143H164V142H167V144H168L167 138H166V141H165L164 139H163V140H161ZM184 139H185V138H184ZM187 139H188V138H187ZM187 139H186V140H187ZM202 139H204V138H202ZM218 139H219V138H218ZM220 139H221V138H220ZM83 140H84V139H83ZM85 140H86V138H85ZM122 140H123V139H122ZM122 140H121V142H122ZM171 140L174 141V139H171ZM188 140H189V139H188ZM192 140H193V138H192L190 141H192ZM205 140H206V138H205ZM225 140H226V139H225ZM227 140H228V139H227ZM50 141H51V140H50ZM70 141H71V140H70ZM75 141H76V140H75ZM93 141H94V139H93ZM97 141H98V139H97ZM102 141H103V140H102ZM116 141H117V140H116ZM139 141H140V140L138 139L137 142H139ZM157 141H158V140H157ZM157 141H156V139H155V142H157ZM212 141H213V140H212ZM216 141H217V140H216ZM219 141H220V140H219ZM254 141H255V140H254ZM25 142H26V141H25ZM67 142H68V141H67ZM71 142H72V141H71ZM87 142H89V141H87ZM103 142H104V141H103ZM113 142H114V140H113ZM140 142H141L140 145H141V147H142L144 144L142 143V141H140ZM150 142H151V141H150ZM197 142H198V141H197ZM204 142H205V141H204ZM217 142H218V141H217ZM225 142H226V141H225ZM261 142H262V140H261ZM261 142H260V143H261ZM47 143H49V142H47ZM69 143H70V142H69ZM107 143H108V142H107ZM199 143H200V142H199ZM206 143H207V142H206ZM206 143H205V144H206ZM208 143H209V140H208ZM210 143H211V141H210ZM210 143H209V144H210ZM213 143H214V141H213ZM213 143H211L212 146H213ZM220 143H221V142H220ZM65 144H66V142H65ZM104 144H105V142H104ZM142 144H143V145H142ZM145 144H146V143H145ZM157 144H156L155 146H157ZM167 144L164 143L163 145H165V146L168 147ZM173 144L175 145V143H173ZM180 144H181V143H180ZM192 144H193V143H192ZM205 144H204V145H205ZM209 144H208V145H209ZM222 144H223V143H222ZM230 144H231V143H230ZM237 144H238V143H237ZM252 144H253V143H252ZM263 144H264V142H263ZM45 145H46V144H45ZM69 145H70V144H69ZM108 145L110 146V143H109ZM108 145H107V146H108ZM117 145H118V144H117ZM117 145H116V146H117ZM152 145H154V143H153ZM152 145H151V146H152ZM177 145H178V144H177ZM184 145H185V144H184ZM188 145H189V144H188ZM194 145H195V144H194ZM194 145H193V146H194ZM197 145H198V144H197ZM197 145H196V146H197ZM200 145H201V144H200ZM200 145H198V147L201 148ZM214 145H215V144H214ZM219 145H220V144H219ZM225 145H226V144H225ZM231 145H232V144H231ZM234 145H235V144H234ZM253 145H254V144H253ZM259 145H261V144H259ZM259 145H258V146H259ZM22 146H23V144H22ZM22 146L19 147V151H20L19 153H20V155H21L23 158L26 159V162H24V163L21 162L22 164L29 163V164L32 165V167H34L33 164H40V165H41L42 163H44V161H45V159H46V158H45V152H46V150H47V148H45L44 145H43V148L40 147V149L42 148V150H41L40 152H38V153H34V152H30V151H24V149L21 148ZM32 146H31V147H32ZM53 146H54V145H53ZM59 146H60V145H59ZM75 146H76V145H75ZM83 146H84V144H83ZM107 146H106V147H107ZM109 146H108V148H109ZM137 146H139V144H138ZM148 146H150V145L148 144L146 147H148ZM151 146H150V147H151ZM186 146H187V145H186ZM256 146H257V144H256ZM258 146H257V147H258ZM27 147H28V146H27ZM47 147H49V144L47 145ZM63 147H64V145H63ZM67 147H68V146H67ZM87 147H90V146H87ZM106 147H104V148H106ZM141 147H139V149L137 148L136 150H140ZM153 147H154V146H153ZM167 147H166V149H167ZM169 147H170V146H169ZM179 147H180V146H178L177 148H179ZM243 147H245V146L243 145ZM20 148L23 149V150H21ZM59 148H60V147H59ZM113 148H114V147H113ZM113 148H112V149H113ZM151 148H152V147H151ZM155 148H157V147H155ZM155 148H154V149H155ZM182 148H183V147H182ZM187 148H188V147H187ZM204 148H206V145L204 146ZM214 148H215V147H214ZM214 148H213V149H214ZM249 148H250V147H249ZM249 148H248V149H249ZM258 148H259V147H258ZM258 148H256V149L258 150ZM261 148H262V147H261ZM1 149H2V148H1ZM144 149H145V148H144ZM154 149H153V150H154ZM157 149H158L159 153H161V154H162V152H164V151L161 152V151L159 150V148H157ZM157 149H156V150H157ZM164 149H165V147H164ZM169 149H171V147H170ZM179 149H180V148H179ZM197 149H198V148H197ZM207 149H208V148H207ZM215 149H216V148H215ZM219 149H221V147H220ZM245 149H246V148H245ZM248 149H247V150H248ZM263 149H264V148H263ZM32 150H33V148H32ZM76 150H78V149H76ZM88 150H89V149H88ZM98 150H99V149H98ZM100 150H103V149L101 148ZM109 150H110V149H109ZM109 150H108V151H109ZM127 150H128V149H127ZM127 150H126V151H127ZM141 150H142V148H141ZM146 150H148V148H147ZM186 150H187V149H186ZM234 150H235V149H234ZM240 150H241V148H240ZM249 150H250V149H249ZM249 150H248V151H249ZM56 151H57V150H56ZM149 151H150V150H148V152H149ZM190 151H191V150H190ZM195 151L197 152L196 149H195ZM204 151H205V150H204ZM209 151H210V150H209ZM211 151H212V149H211ZM211 151H210V152H211ZM214 151H215V150H214ZM220 151H221V150H220ZM242 151H243V149H242ZM60 152H61V151H60ZM66 152H67V151H66ZM88 152H89V151H88ZM148 152H147V154H148ZM153 152H156V151H153ZM153 152L151 151L150 154H152ZM165 152H166V151H165ZM177 152H178V151H177ZM187 152H189V151H187ZM200 152H201V151H200ZM206 152H207V151H206ZM216 152H217V151H216ZM240 152H241V151H240ZM240 152H239V153H240ZM253 152H254V151H253ZM261 152H263V151H261ZM50 153H51V152H50ZM52 153H53V151H52ZM62 153H63V152H62ZM98 153H100V152H98ZM138 153H139V151H138L136 154L138 155ZM144 153H145V152H144ZM166 153H167V152H166ZM174 153H175V152H174ZM180 153H181V152H180ZM192 153H193V151H192ZM192 153H191V155H192ZM194 153H195V152H194ZM198 153H199V152H198ZM207 153H208V152H207ZM222 153H223V152H222ZM224 153H225V152H224ZM247 153H248V152H247ZM141 154H143V153H141ZM153 154H154V153H153ZM155 154L159 156L158 153H155ZM155 154H154V155H155ZM167 154H168V153H167ZM172 154H173V151H172ZM172 154H171V155H172ZM178 154H179V153H178ZM202 154H203V153H202ZM208 154H209V153H208ZM214 154H215V153H214ZM225 154H226V153H225ZM2 155H3V154H2ZM2 155L0 156V170H4V169H5V166H4V165H1V164H7V160H6L7 157H6V156H2ZM47 155H51V154H47ZM73 155H74V154H73ZM73 155H71V156H73ZM102 155H103V154H102ZM130 155H131V154H130ZM137 155H136V156H137ZM156 155H155V156H156ZM174 155H175V154H174ZM193 155H194V154H193ZM205 155H206V154H205ZM221 155H222V154H221ZM223 155H224V154H223ZM237 155H238V154H237ZM243 155H244V154H243ZM82 156H83V154H82ZM127 156H128V155H127ZM136 156H134V158H135ZM140 156L142 157V155H140ZM140 156H139V158H141ZM145 156L148 157L146 154H145ZM149 156L151 157V155H149ZM165 156H166V154H165ZM203 156H204V155H203ZM203 156H202V157L200 156L203 160H204L205 158H207V157H205V156H204V157H205V158H204ZM213 156H214V155H212L211 157H213ZM217 156H218V154H217ZM226 156H227V155H226ZM68 157H69V156H68ZM78 157H79V156H78ZM83 157H84V156H83ZM99 157H100V156H99ZM128 157H129V156H128ZM143 157H144V156H143ZM143 157H142V159H143ZM150 157H148V158H150ZM163 157H164V156H163ZM163 157H162V158H163ZM172 157H173V156H172ZM172 157H170V158H172ZM180 157H181V156H180ZM187 157H188V156H187ZM189 157H190V156H189ZM198 157H199V156H198ZM219 157H220V156H219ZM229 157H230V154H229ZM242 157H243V156H242ZM260 157H262V156H260ZM66 158H67V156H66ZM69 158H70V157H69ZM94 158H96V157H94ZM94 158H93V159H94ZM137 158H138V157H137ZM148 158H146V159H148ZM154 158H155V157H154ZM185 158H186V157H185ZM213 158H214V157H213ZM227 158H228V156H227ZM247 158H248V154H247ZM251 158H252V157H251ZM82 159H83V158H82ZM82 159H80V160H82ZM144 159H145V158H144ZM152 159H153V158H152ZM157 159H158V158H157ZM192 159H193V158H192ZM211 159H212V158H211ZM215 159H216V158H215ZM230 159H231V157H230ZM258 159H260V158H258ZM263 159H264V158H263ZM23 160H24V159H23ZM50 160H51V158H50ZM89 160H90V159H89ZM171 160H172V159H171ZM175 160H176V158H175ZM179 160H180V159H179ZM213 160H214V159H213ZM256 160H257V158H256ZM261 160H262V159H261ZM21 161H22V160H21ZM46 161H47V160H46ZM46 161H45V162H46ZM51 161H53V160H51ZM63 161L66 162L64 159H63ZM63 161H62V162H63ZM71 161H72V160H71ZM75 161H76V160H75ZM86 161H87V159H86ZM138 161H139V159H138ZM140 161H141V159H140ZM142 161H144V160H142ZM177 161H178V160H177ZM220 161H221V160H220ZM229 161H231V160H229ZM47 162H48V161H47ZM69 162H70V161H69ZM69 162H67V164H68ZM90 162H91V161H90ZM127 162H128V161H127ZM136 162H137V161H136ZM144 162H145V161H144ZM146 162H147V161H146ZM148 162H149V161H148ZM162 162H163V161H162ZM164 162H165V161H164ZM215 162H216V161H215ZM221 162H222V161H221ZM84 163H85V162H84ZM104 163H105V162H104ZM138 163H139V162H138ZM142 163H143V162H142ZM142 163H140V165H141ZM149 163L152 164V161L149 162ZM153 163H156V162H153ZM166 163H167V162H166ZM179 163L181 164L180 161H179ZM183 163H184V162H183ZM216 163H217V162H216ZM12 164L15 165V164H20V163L15 162V163H12ZM57 164H58V163H57ZM78 164H79V163H78ZM131 164H132V163H131ZM143 164H144V163H143ZM176 164H177V162H176ZM198 164H199V163H198ZM210 164H211V162H210ZM227 164H228V163H227ZM259 164H260V163H259ZM14 165H13V166H14ZM62 165H63V164H62ZM62 165H61V166H62ZM82 165H84V164H82ZM137 165H138V164H137ZM156 165H157V164H156ZM160 165H161V164H160ZM162 165H163V163H162ZM170 165H171V164H170ZM170 165H169V166H170ZM204 165H205V164H204ZM249 165H250V164H249ZM257 165H258V164H257ZM27 166H28V169H21L19 166H14V167H12V168H9V169L5 172V174H6V180H8V181L10 180V183H12V188H11L10 190H7L5 193H0V242H3L4 238H6V236H7V234H8L7 230H11V231H13L14 229H16V227H20V226L23 224V221H22V220H19V221H22V223H21V222H15V221H14L15 223H14V226L11 225L12 227H9L8 225L6 226L5 223L9 222L11 219H14V217H15V219H17L16 217H19V216L22 217L24 214H26V212L30 209V207H32V206H31L32 200L38 203L37 206H38V207L40 206V210H41V208H42V210H43L44 207H45V206H44V205H45V201L43 200V198L40 197L41 194H42L41 192L43 191V188L45 187V186L43 187V183H41V182L38 183L36 186H34V189H36V190H35L34 192H32L31 195L29 194V196H28V200H25L24 202H21V201H18V200H14V199H12L11 201H5V200H3L4 197H6V196H11L12 194L15 195L16 192H18V191H24V189L26 188V187L24 188V187L22 186V184H15V183L13 182V180H14L13 178H14V177H16V178H21V179H25V180H26L27 178H29V177H31V176H37V177H39V179H41V176H42V174L44 173L45 169L43 170V168H31V166H30L31 169H29V165H27ZM27 166H26V167H27ZM37 166H38V165H37ZM48 166H49V165H48ZM53 166H55V165H53ZM56 166H59V165H56ZM135 166H136V164L134 165V168H136ZM153 166H154V165H153ZM172 166H173V165H172ZM178 166H179V165H178ZM210 166H211V165H210ZM215 166H217V165H215ZM221 166H222V165H221ZM221 166H220V167H221ZM38 167H39V166H38ZM50 167H51V166H50ZM70 167H71V166H70ZM76 167H77V166H76ZM99 167H100V166H99ZM140 167H141V166H139V168H140ZM146 167H147V166H146ZM243 167H244V166H243ZM44 168H45V167H44ZM51 168H52V167H51ZM53 168H54V167H53ZM68 168H69V167L67 166L66 169H68ZM80 168H81V167H80ZM139 168H138V169H139ZM141 168H143V167H141ZM144 168H145V167H144ZM167 168H168V167H167ZM203 168H204V167H203ZM251 168H252V167H251ZM255 168H256V167H255ZM261 168H262V167H260V169H261ZM263 168H264V166H263ZM46 169H47V168H46ZM48 169H49V168H48ZM62 169H64V166H63ZM62 169H61V170H62ZM86 169H87V168H86ZM86 169H85V170H86ZM146 169H147V168H146ZM157 169H158V168H157ZM157 169H155V170H157ZM168 169H169V168H168ZM184 169H185V168H184ZM222 169H223V168H222ZM226 169H227V168H226ZM228 169H230V168H228ZM235 169H236V167H235ZM242 169H243V168H242ZM247 169H248V168H247ZM249 169H250V168H249ZM49 170H50V169H49ZM59 170H60V169H59ZM61 170H60V171H61ZM131 170H133V169H131ZM136 170H137V168H136ZM140 170L143 171L144 169H143V170H142V169H139V172L137 171V172H138V176L142 173V172L140 173ZM244 170H245V169H244ZM261 170H262V169H261ZM50 171H51V170H50ZM62 171H63V170H62ZM134 171H135V169H134ZM134 171H133V172H134ZM164 171H165V170H164ZM173 171H174V170H173ZM191 171H192V170H191ZM222 171H223V170H222ZM256 171H257V170H256ZM0 172H1V171H0ZM78 172H79V171H78ZM99 172H100V171H99ZM146 172H147V171H146ZM192 172H193V171H192ZM194 172H195V170H194ZM224 172H226V171L224 170ZM224 172H223V173H224ZM229 172H230V171H229ZM236 172H237V171H236ZM240 172H241V171H240ZM246 172H247V171H246ZM246 172H245V173H246ZM257 172H258V171H257ZM46 173H47V171H46ZM69 173H70V172H69ZM82 173H83V172H82ZM82 173H81V174H82ZM139 173H140V174H139ZM147 173H148V172H147ZM147 173L145 174L146 176H147ZM150 173H151V172H150ZM150 173H149V174H150ZM209 173H210V172H209ZM247 173H248V172H247ZM260 173H262V171H261ZM193 174H194V173H193ZM48 175H49V174H48ZM50 175H51V174H50ZM54 175H55V174H54ZM150 175H152V174H150ZM153 175H154V174H153ZM205 175H206V174H205ZM205 175H204V176H205ZM211 175H212V174H211ZM215 175H216V174H215ZM227 175H228V172H227ZM243 175H244V174H243ZM251 175H252V174H251ZM52 176H53V175H52ZM52 176H50V177H52ZM58 176H59V173H58ZM65 176H66V175H65ZM78 176H79V175H78ZM138 176H137V177H138ZM140 176H141V175H140ZM217 176H218V175H217ZM262 176H263V173H262ZM50 177L48 176L49 179H50ZM59 177H60V176H59ZM61 177H62V175H61ZM66 177H67V176H66ZM76 177H77V176H76ZM142 177H143V176H142ZM148 177H152V176H149V175H148ZM169 177H170V176H169ZM208 177H209V176H208ZM212 177H213V176H212ZM232 177H233V176H232ZM247 177H249V176H247ZM259 177H260V175H259ZM46 178H47V176H46ZM46 178H45V180H46ZM62 178H64V176H63ZM73 178H74V177H73ZM79 178H80V177H79ZM140 178H141V177H140ZM174 178H175V177H174ZM181 178H182V177H181ZM229 178H230V177H229ZM252 178H253V177H252ZM252 178H251V179H252ZM255 178H256V177H255ZM263 178H264V177H263ZM263 178H261L262 181H263ZM33 179H34V178H33ZM55 179H56V178H55ZM87 179H88V178H87ZM90 179L92 180V177H91ZM131 179H132V178H131ZM133 179H136V178H133ZM142 179H143V178H142ZM150 179H151V178H150ZM216 179H217V178H216ZM233 179H234V177H233ZM259 179H260V178H259ZM25 180H24V181H25ZM50 180H51V179H50ZM53 180H54V176H53ZM88 180H89V179H88ZM91 180H90V182H91ZM138 180H139V178H138ZM147 180L150 181L149 178H147ZM3 181H4V180H3ZM46 181H49V180H46ZM46 181H45V182H46ZM51 181H52V180H51ZM135 181H136V180H135ZM135 181L133 180L132 182H135ZM140 181H145V180H140ZM153 181H154V179H153ZM164 181H165V180H164ZM222 181H223V180H222ZM233 181H234V180H233ZM236 181H237V177H236ZM245 181H246V180H245ZM73 182H74V181H73ZM75 182H76V181H75ZM100 182H101V181H100ZM136 182H137V181H136ZM200 182H201V180H200ZM209 182H210V181H209ZM251 182H252V181H251ZM255 182H256V181H255ZM258 182H259V181H258V179H257V183H258ZM47 183H48V182H47ZM84 183H85V182H84ZM145 183H146V182H145ZM239 183H240V182H239ZM252 183H253V182H252ZM259 183H260V182H259ZM259 183H258V185H259ZM45 184H46V183H45ZM45 184H44V185H45ZM66 184H67V183H66ZM71 184H72V183H71ZM97 184H98V183H96V185H97ZM129 184H130V183H129ZM138 184H139V181H138ZM142 184H143V183H142ZM161 184H162V183H161ZM200 184H201V183H200ZM223 184H224V183H223ZM233 184H234V183H233ZM245 184H246V182H245ZM61 185H63V183H62ZM80 185H81V184H80ZM140 185H141V183H140ZM178 185H179V184H178ZM220 185H221V183H220ZM224 185H225V184H224ZM239 185H241V184H239ZM2 186H3V185H2ZM99 186H100V185H99ZM127 186H128V185H127ZM127 186H126V187H127ZM163 186H165V185H163ZM171 186H172V185H171ZM222 186H223V185H222ZM236 186H237V185H236ZM256 186H257V185H256ZM260 186H261V185H260ZM52 187H53V186H52ZM94 187H95V186H94ZM94 187H93V188H94ZM133 187H134V186H133ZM154 187H155V186H154ZM237 187H238V186H237ZM248 187H249V186H248ZM46 188H47V187H46ZM46 188H45V189H46ZM50 188H51V187H50ZM59 188H60V187H59ZM59 188H58V189H59ZM61 188H62V187H61ZM61 188H60V189H61ZM79 188H80V187H79ZM137 188H138V186H137ZM157 188H158V187H157ZM222 188H223V187H222ZM249 188H250V187H249ZM256 188H257V187H256ZM26 189H27V188H26ZM48 189H49V188H48ZM60 189H59V190H60ZM74 189H76V188H74ZM85 189H86V188H85ZM91 189H92V187H91ZM94 189H96V187H95ZM129 189H130V186H129ZM147 189H148V188H147ZM163 189H164V188H163ZM171 189H172V187H171ZM202 189H203V188H202ZM207 189H208V188H207ZM245 189H246V188L244 187V190H242V191H245ZM54 190H55V188H54ZM59 190H58V191H59ZM62 190H63V189H62ZM87 190H88V189H87ZM126 190H127V189H126ZM46 191H47V190H46ZM51 191H52V189H51ZM58 191H57V193H58ZM83 191H84V190H83ZM108 191L111 192V190H108ZM120 191H122V190H120ZM120 191H119V192H120ZM132 191H133V190H132ZM143 191H144V190H143ZM175 191H176V190H175ZM184 191H185V190H184ZM187 191H188V190H187ZM251 191H252V190H251ZM261 191H262V190H261ZM59 192H60V191H59ZM113 192H114V191H113ZM129 192H130V191H129ZM220 192H221V191H220ZM232 192H233V191H232ZM47 193H48V192H47ZM49 193H50V192H49ZM66 193H67V192H66ZM101 193L103 194V192H101ZM105 193H106V192H105ZM116 193H117V192H116ZM184 193H185V192H184ZM221 193H222V192H221ZM236 193H238V192H236ZM236 193H235V194H236ZM239 193H241V192H239ZM251 193H252V192H251ZM54 194H56V193H54ZM107 194H108V193H107ZM120 194H122V193H120ZM132 194H134V193H132ZM132 194H131V195H132ZM180 194H181V193H180ZM211 194H212V193H211ZM219 194H220V193H219ZM65 195H66V194H65ZM84 195H85V194H83V196H84ZM226 195H227V194H226ZM236 195H237V194H236ZM257 195H258V194H257ZM26 196H27V195H26ZM26 196H25V197H26ZM57 196H58V195H57ZM98 196H100V195H98ZM121 196H122V195H121ZM121 196H120V197H121ZM127 196H128V195H127ZM127 196H125V198H128ZM129 196H130V195H129ZM132 196H133V195H132ZM182 196H183V195H182ZM191 196H192V195H191ZM215 196H216V195H215ZM220 196H221V195H220ZM232 196H233V195H232ZM232 196H231V197H232ZM50 197H51V195H50ZM55 197H56V196H55ZM109 197H110V196H109ZM116 197H117V196H116ZM123 197H124V196H123ZM168 197H169V196H168ZM187 197H188V196H187ZM242 197H244V196H242ZM251 197H252V196H251ZM251 197H250V198H251ZM48 198H49V197H48ZM48 198H47V199H48ZM56 198H57V197H56ZM73 198H74V197H73ZM73 198H72V200H74ZM92 198H93V197H92ZM92 198H91V199H92ZM60 199H61V198H60ZM130 199H131V197H130ZM135 199L137 200V196L135 197ZM135 199H134V200H135ZM194 199H195V198H194ZM221 199H222V197H221ZM238 199H239V198H238ZM253 199H254V198H253ZM39 200H40V201H39ZM48 200H49V199H48ZM48 200H46V203H47ZM69 200H70V199H69ZM72 200H71V201H72ZM84 200H85V199H84ZM89 200H90V199H89ZM128 200H129V199H128ZM128 200L125 201V202H128ZM179 200H180V198H179ZM206 200H207V198H206ZM235 200H236V199H235ZM248 200H249V199H248ZM250 200H251V199H250ZM38 201H39V202H38ZM49 201H50V200H49ZM67 201H68V199H67ZM90 201H91V200H90ZM107 201H108V199H107ZM131 201H133V200H131ZM131 201L129 200V202H131ZM187 201H188V200H187ZM198 201H199V200H198ZM219 201H220V200H219ZM65 202H66V200H65ZM65 202H64V203H65ZM68 202H69V201H68ZM87 202H88V201H87ZM103 202H104V201H103ZM103 202H102L101 204H103ZM105 202H106V200H105ZM105 202H104V203H105ZM122 202H124V199H123ZM125 202H124V203H125ZM134 202H135V201H134ZM244 202H245V201H244ZM244 202H243V203H244ZM246 202H247V201H246ZM251 202H252V201H251ZM49 203H50V202H49ZM64 203H63V204H64ZM99 203H100V202H99ZM116 203H117V202H116ZM131 203H132V202H131ZM131 203H130V204H131ZM137 203H138V202H137ZM176 203H177V202H176ZM191 203H192V202H191ZM198 203H199V202H198ZM227 203H228V202H227ZM239 203H241V202H239ZM259 203H260V202H259ZM20 204H21L22 206H20ZM111 204H113V203H111ZM127 204H129V203H127ZM127 204L125 205V207L127 206ZM152 204H153V203H152ZM250 204H251V203H250ZM60 205H61V204H60ZM97 205H98V204H97ZM97 205H96V206H97ZM108 205H109V203H108ZM123 205H124V204H123ZM132 205H133V204H131V206L129 205V207H132ZM134 205H135V204H134ZM196 205H197V204H196ZM228 205H229V203H228ZM236 205H237V204H236ZM240 205H241V204H240ZM37 206H36V207H37ZM54 206H55V205H54ZM83 206H84V202H83ZM85 206H86V205H85ZM149 206H150V205H149ZM199 206H200V205H199ZM205 206H206V205H205ZM225 206H226V205H225ZM247 206H248V205H247ZM16 207H18L19 209H18L17 211H14V209H15ZM56 207H59V206L57 205ZM77 207H78V206H77ZM77 207H76V208H77ZM89 207L92 209L91 206H89ZM100 207H101V206H100ZM114 207H115V209H116V206H114ZM121 207H122V206H121ZM251 207H252V205H251ZM53 208H54V207H53ZM53 208H52V209H53ZM127 208H128V206H127ZM171 208H172V207H171ZM244 208H245V207H244ZM247 208H248V207H247ZM70 209H71V208H70ZM79 209H80V208H79ZM88 209H89V208H88ZM115 209H114V210H115ZM122 209H123V208H122ZM128 209H129V208H128ZM133 209H134V207H133ZM133 209L131 208V209H129V210L131 211V210H133ZM137 209H138V208H137ZM192 209H193V207H192ZM212 209H213V208H212ZM224 209H225V208H224ZM229 209H230V208H229ZM229 209H228V210H229ZM74 210H75V208H74ZM80 210L82 211V208H81ZM107 210H108V209H106V211H107ZM205 210H206V209H205ZM205 210H204V211H205ZM225 210H226V209H225ZM228 210H227V211H228ZM239 210H241V209H239ZM32 211H33V209H32ZM32 211H31V213H32ZM64 211H66V210H64ZM96 211H97V210H96ZM106 211H105V212H106ZM110 211H111V210H110ZM134 211H136V210L134 209ZM134 211H131V214L134 213ZM141 211L143 212V210H141ZM141 211H140V212H141ZM198 211H199V210H198ZM200 211H201V210H200ZM204 211H203V212H204ZM216 211H217V210H216ZM218 211H219V210H218ZM236 211H237V210H236ZM243 211H244V210H243ZM245 211H246V210H245ZM249 211H250V210H249ZM262 211H263V210H262ZM262 211H261V212H262ZM43 212H44V211H43ZM70 212H73V211H70ZM70 212H69V214H70ZM83 212H84V211H83ZM108 212H109V211H108ZM108 212H107V213H108ZM113 212H114V211H113ZM126 212L128 213L129 211L127 210ZM137 212H138V211H137ZM195 212H196V211H195ZM238 212H239V211H238ZM257 212H259V211H257ZM261 212H259V213H261ZM31 213H30V217H29V219H30L31 221H33V222L30 221V222H31L32 224H34V221H37V220H35V219H36V213H35V212H33L32 214H31ZM50 213H51V212H50ZM129 213H130V212H129ZM228 213H229V212H228ZM235 213H236V212H235ZM251 213H252V212H251ZM253 213H255V212L253 211ZM263 213H264V212H263ZM28 214H29V213H28ZM72 214H73V213H72ZM72 214H71V215H72ZM83 214H84V213H83ZM109 214H111V213H109ZM138 214H141V213H138ZM142 214H143V213H142ZM204 214H205V213H204ZM215 214H216V213H215ZM219 214H220V213H219ZM237 214H238V213H237ZM239 214H240V213H239ZM243 214H246V213H243ZM249 214H250V213H249ZM249 214H248V215H249ZM26 215H27V214H26ZM38 215H39V213H38ZM71 215H70V217H71ZM81 215H82V214H81ZM95 215L99 216L100 214H99V215H98V214H95ZM104 215H105V214H104ZM121 215H122V214H121ZM128 215L131 216L130 214H128ZM190 215H191V214H190ZM229 215H230V214H229ZM251 215H252V214H251ZM255 215H256V214H255ZM39 216H40V215H39ZM44 216H45V215H44ZM44 216H43V217H44ZM49 216H50V215H49ZM97 216H96V217H97ZM101 216H102V215H101ZM133 216H134V215H133ZM161 216H162V215H161ZM203 216H204V215H203ZM223 216H225V215H223ZM230 216H231V215H230ZM233 216H234V215H233ZM235 216H236V215H235ZM242 216H243V215H242ZM258 216H259V215H258ZM263 216H264V215H263ZM263 216H261V217H263ZM47 217H48V216H47ZM59 217H60V216H59ZM76 217H77V216H76ZM76 217H74V219H75ZM38 218H40V217H38ZM41 218H42V217H41ZM77 218H78V217H77ZM80 218H81V216H80ZM91 218H92V217H91ZM123 218H124V217H123ZM128 218H129V217H128ZM137 218H138V217H137ZM195 218H197V217H195ZM199 218H201V217H199ZM202 218H204V217H202ZM205 218H206V217H205ZM263 218H264V217H263ZM263 218H262V219H263ZM46 219H48V218H46ZM78 219H79V218H78ZM155 219H156V218H155ZM157 219H158V218H157ZM241 219H242V218H241ZM253 219H254V218H253ZM257 219H259V218H257ZM76 220H77V219H76ZM76 220H75V221H76ZM88 220H90V219H88ZM109 220H110V219H109ZM125 220H126V219H125ZM128 220H129V219H127V222H128ZM190 220H191V219H190ZM195 220H197V219H195ZM244 220H245V219H244ZM249 220H250V219H249ZM251 220H252V219H251ZM254 220H255V219H254ZM100 221H101V220H100ZM104 221H105V220H104ZM106 221H108V220L106 219ZM122 221H123V220H122ZM134 221H135V220H134ZM134 221H133V222H132V220L129 221V222H132V226L135 225V224H134ZM136 221H137V220H136ZM136 221H135V223H136ZM152 221H154V220H152ZM260 221H261V220H260ZM67 222L69 223V221H67ZM88 222H89V221H88ZM98 222H99V221H98ZM127 222H126V224H127ZM129 222H128V224H129ZM154 222H155V221H154ZM195 222H196V221H195ZM195 222H193V223H195ZM202 222H203V221H202ZM205 222H206V221H205ZM230 222L232 223V221H230ZM236 222H237V221H236ZM256 222H257V220H256ZM263 222H264V219H263ZM25 223H26V222H25ZM68 223H67V224H68ZM71 223H72V222H71ZM77 223H79V222H77ZM96 223H97V222H96ZM122 223H123V222H122ZM124 223H125V222H124ZM124 223H123V224H124ZM150 223H151V222H150ZM225 223H226V222H225ZM237 223H238V222H237ZM259 223H260V222H259ZM28 224H29V223H28ZM32 224H31V225H32ZM50 224H51V222L49 223V225H50ZM104 224H105V223H103L102 227L104 226ZM210 224H211V223H210ZM226 224H227V223H226ZM245 224H246V223H245ZM251 224H252V223H250L249 225H251ZM256 224H257V223H256ZM23 225H24V224H23ZM26 225H27V224H26ZM68 225H70V224H68ZM86 225H88V224L86 223ZM91 225H92V224H91ZM137 225H138V223H137ZM137 225H136V226H137ZM177 225H178V224H177ZM182 225H183V224H182ZM182 225H180V226H182ZM188 225H189V224H188ZM214 225H216V224H214ZM221 225H222V224H221ZM229 225H230V224H229ZM243 225H244V224H243ZM253 225H255V224H253ZM24 226H25V225H24ZM44 226H46V225H42L41 228L44 227ZM127 226H128V225H127ZM129 226H131V224H129ZM129 226H128V227H129ZM136 226H134V227H136ZM151 226H152V229H153V226H154V225H152V223H151V225L149 224L148 227H151ZM218 226H219V224H218ZM223 226H224V225H223ZM236 226H237V224H236ZM241 226H242V225H241ZM251 226H252V225H251ZM251 226H250V227H251ZM64 227H66V226L64 225ZM87 227H88V226H87ZM95 227H96V226H95ZM117 227H120V226L118 225ZM128 227H127V228H128ZM134 227H133V229H134ZM145 227H146V226H145ZM211 227H212V226H211ZM219 227H220V226H219ZM256 227H257V226H256ZM82 228H83V226H82ZM84 228H85V227H84ZM103 228H104V227H103ZM103 228H102V229H103ZM125 228H126V225L124 226V229H125ZM141 228H142V226H141ZM141 228H140V229H141ZM143 228H144V227H143ZM143 228H142V229H143ZM191 228H193V226H191ZM207 228H208V226H207ZM212 228H213V227H212ZM212 228H211V229H212ZM216 228H217V227H216ZM234 228H235V227H234ZM254 228H255V227H254ZM57 229H58V228H57ZM80 229H81V228H80ZM119 229H120V228H119ZM130 229H131V228H129L128 230H126L127 233H128V231H130ZM133 229H131V232H132ZM145 229H147V227L144 228V230H145ZM148 229H149V228H148ZM148 229H147V230H148ZM150 229H151V228H150ZM213 229H215V228H213ZM226 229H227V228H226ZM73 230H74V229H73ZM121 230H122V229H121ZM134 230H136V228H135ZM144 230H142L143 233L146 232V230H145V231H144ZM172 230H173V229H172ZM187 230H188V229H187ZM202 230H203V228H202ZM251 230H252V229H251ZM256 230H257V229H256ZM259 230H260V229H259ZM56 231H57V230H56ZM58 231H59V230H58ZM58 231H57V232H58ZM61 231H63V230H61ZM70 231H71V230H70ZM70 231H69V233H70ZM75 231L79 232L78 229H76ZM100 231H101V230H100ZM107 231H108V230H107ZM113 231H114V230H113ZM122 231H123V230H122ZM126 231H125V233H126ZM136 231H137V230H136ZM148 231H149V230H148ZM152 231L154 232V229H153ZM219 231H220V230H219ZM241 231H242V229H241ZM243 231H244V230H243ZM252 231H254V230H252ZM17 232H18V231H17ZM34 232H36V230L33 231V229H32V230H28V231H26V232H25L24 234H22V235H16V236L11 237V239H12V241H13V244L16 245V244L22 242L23 240H25V239H27V238L33 236ZM72 232H73V231H72ZM89 232H90V231H89ZM97 232H98V231H97ZM131 232H130V234L134 235L135 232H134V231H133L134 233H131ZM137 232H139V231H137ZM140 232H141V231H140ZM198 232H199V230H198ZM207 232H208V231H207ZM223 232H224V231H223ZM233 232H234V231H233ZM14 233H15V232H14ZM53 233H54V232H53ZM59 233H60V232H59ZM59 233H58V234H59ZM69 233H68V235H69ZM91 233H92V232H91ZM93 233H95V232H93ZM121 233H122V232H121ZM121 233H120V234H121ZM146 233H148V232H146ZM231 233H232V231H231ZM244 233H245V232H244ZM255 233H256V232H255ZM262 233H263V232H262ZM65 234H66V233H65ZM70 234H71V233H70ZM97 234H98V233H97ZM111 234H112V233H111ZM123 234H124V233H123ZM128 234H129V233H128ZM144 234H145V233H144ZM161 234H162V233H161ZM171 234H173V233H171ZM259 234H260V232H259ZM53 235H54V234H53ZM53 235H52V236H53ZM56 235H57V233H56ZM77 235H78V234H77ZM81 235H82V234H81ZM90 235H91V234H88V236H90ZM113 235H114V234H113ZM126 235H127V234H126ZM126 235H124V236H126ZM132 235H129V236L131 237ZM142 235H143V234H142ZM176 235H177V234H176ZM221 235H222V234H221ZM230 235H231V234H230ZM245 235H246V234H245ZM252 235H254V234H252ZM261 235H262V234H261ZM263 235H264V233H263ZM47 236H48V235H47ZM64 236H65V235H64ZM88 236L85 235V237H87V238H88ZM124 236H123V237H124ZM129 236H128V237H129ZM143 236H144V235H143ZM169 236H170V235H169ZM196 236H197V235H196ZM208 236H209V235H208ZM75 237H76V236H75ZM106 237H107V236H106ZM108 237H109V236H108ZM115 237H116V236H115ZM118 237H119V236H118ZM120 237H121V236H120ZM120 237H119V238H120ZM132 237H133V236H132ZM140 237H141V235H140ZM247 237H248V236H247ZM252 237H253V236H252ZM255 237H256V236H255ZM48 238H50V237H48ZM66 238H67V237H66ZM73 238H74V237H73ZM138 238H139V236L137 237V239H138ZM248 238H249V237H248ZM258 238H260V237H258ZM263 238H264V236H263ZM64 239H65V238H64ZM79 239H80V238H78V240H79ZM85 239H86V238H85ZM107 239H108V238H107ZM139 239H142V238H139ZM199 239H200V238H199ZM211 239H212V238H211ZM221 239H222V238H221ZM240 239H242V238H240ZM246 239H247V238H246ZM253 239H255V238H253ZM40 240H43V238L40 239ZM74 240H75V238H74ZM82 240H84V239H82ZM86 240H87V239H86ZM131 240H132V239H131ZM131 240H130V241H131ZM134 240H136V239L134 238ZM134 240H133V241H134ZM216 240H217V239H216ZM248 240H249V239H248ZM248 240H247V241H248ZM261 240H262V239H261ZM61 241H62V240H61ZM71 241L73 242V240H71ZM114 241H115V240H114ZM127 241H128V240H127ZM141 241L143 242V240H141ZM209 241H210V240H209ZM245 241H246V240H245ZM262 241H264V240H262ZM59 242H60V240L57 242V243H58L57 245H59ZM62 242H63V241H62ZM83 242H84V241H83ZM142 242H141V243H142ZM164 242H165V241H164ZM172 242H173V240H172ZM174 242H175V241H174ZM257 242H258V241H257ZM70 243H71V242H70ZM93 243H95V242H93ZM93 243H92V244H93ZM106 243H107V241H106ZM110 243H111V242H110ZM144 243H145V242H144ZM147 243L150 244L149 242H147ZM147 243H146V244H147ZM159 243H160V242H159ZM159 243H158V244H159ZM210 243H211V242H210ZM242 243H243V240H242L241 244H242ZM246 243H247V242H246ZM60 244H61V242H60ZM67 244H68V243H67ZM80 244H81V243H80ZM80 244L78 245V247L80 246ZM89 244H90V243H89ZM125 244H126V243H125ZM146 244H144V245H146ZM148 244L146 245V247L148 246ZM234 244H235V243H234ZM249 244H250V243H249ZM87 245H88V244H87ZM98 245H99V244H98ZM102 245H103V244H102ZM128 245H129V243H128ZM135 245H136V243H135ZM138 245H140V241H139V244H138ZM138 245H136V246L138 247ZM142 245H143V243H142ZM142 245H141V246H142ZM144 245H143V246H144ZM199 245H200V244H199ZM204 245H205V244H204ZM213 245H214V243H213ZM229 245H230V244H229ZM69 246H70V245H69ZM100 246H101V245H100ZM100 246L98 247L99 249L102 248V247H100ZM103 246H104V245H103ZM130 246H132V245H130ZM130 246H129V247H130ZM143 246H142V247H143ZM154 246H155V245H154ZM154 246H153V247H154ZM215 246H216V245H215ZM239 246H240V243H239ZM4 247H5V246L3 245V243H2V245H1V243H0V252H1V255H2V253H3L2 250L4 249ZM50 247H51V246H50ZM81 247H82V246H80V248H81ZM90 247H92V246H90ZM93 247H94V246H93ZM95 247H96V246H95ZM133 247H134V246H133ZM139 247H140V246H139ZM142 247H140V248H142ZM146 247H145V248H146ZM196 247H197V246H196ZM232 247H234V246H232ZM59 248H60V247H59ZM67 248H68V247H67ZM67 248H66V249H67ZM145 248L143 247L142 251H145V250H144ZM149 248L151 249V247H149ZM149 248H147V249L149 250ZM192 248H193V247H192ZM229 248H230V246H229ZM238 248H240V247H238ZM47 249H48V248H47ZM56 249H58V247H57ZM76 249H77V248H76ZM76 249H75V252H76ZM86 249H87V248H86ZM92 249H93V248H92ZM99 249H98V250H99ZM127 249H128V248H127ZM187 249H189V248H187ZM217 249H219V247H218ZM263 249H264V248H263ZM33 250H34V248H33ZM122 250H123V249H122ZM122 250H120V251H122ZM134 250H135V248H134ZM134 250L132 249V251H131L132 254H133ZM137 250L140 251V249H138V248H137ZM160 250H161V249H160ZM30 251H32V249L27 250L26 253H29ZM47 251H48V250H47ZM87 251H88V250H87ZM87 251H86V252H87ZM93 251H94V250H93ZM123 251H127V250L124 249ZM139 251H136V253L139 254ZM142 251H141V252H142ZM170 251H172V248H171ZM175 251H176V250H175ZM211 251H212V250H211ZM40 252H41V249H40ZM40 252H39V253H40ZM45 252H46V251H45ZM108 252H109V251H108ZM108 252H106V253H108ZM159 252H160V251H159ZM209 252H210V251H209ZM64 253H65V252H64ZM93 253H94V252H93ZM93 253H92V254H93ZM104 253H105V252H104ZM109 253H110V252H109ZM109 253H108V254H109ZM112 253H113V251H112ZM131 253H129V254H130L129 256H131ZM136 253H135V254H136ZM147 253H148V252H147ZM150 253H151V252H150ZM216 253H217V252H216ZM37 254H38V253H37ZM92 254H91V255H92ZM102 254H103V253H102ZM102 254H101V256H102ZM125 254H126V253H125ZM135 254H134L133 256H135ZM171 254H172V253H171ZM171 254H170V255H171ZM174 254H175V253H174ZM191 254H192V253H191ZM17 255H18V254H17ZM17 255H16V253L13 252V251L5 250V252H4L3 255H2V261H4L5 263H9L10 261L15 260V258L17 257ZM41 255H42V254H41ZM63 255H64V254L62 253V256H63ZM73 255H74V254H73ZM73 255H72V256H73ZM111 255H112V254H111ZM116 255H117V254H116ZM136 255H137V254H136ZM140 255H141V254H140ZM148 255H149V254H148ZM150 255H151V254H150ZM153 255H154V254H153ZM156 255H157V254H156ZM156 255H155V256H156ZM159 255H160V254H159ZM175 255H176V254H175ZM175 255H173L174 258H175ZM187 255H188V254H187ZM208 255H209V254H208ZM260 255H261V254H260ZM81 256H82V255H81ZM83 256H84V255H83ZM97 256H98V253H97ZM107 256H108V255H107ZM133 256H131V257H133ZM138 256H139V255H138ZM145 256H146V255H145ZM155 256H154V257H155ZM177 256H178V255H177ZM211 256H212V255H211ZM59 257L61 258V256H59ZM98 257H100V255H99ZM131 257H130V258H131ZM141 257H143V256H141ZM151 257H152V256H151ZM151 257H150V258H151ZM197 257H198V256H197ZM209 257H210V255H209ZM256 257H257V256H256ZM261 257H262V255H261ZM261 257H260V259H261ZM26 258H27V257H26ZM26 258H24V259H26ZM62 258H63V257H62ZM69 258H70V257H69ZM126 258L129 259L128 256H126ZM126 258H125V259H126ZM134 258L136 259L137 257L135 256V257L131 258V259H133L132 261L135 263V259H134ZM177 258H178V257H177ZM245 258H246V257H245ZM55 259H56V258H55ZM79 259H80V258L78 257L77 260H79ZM85 259H86V258H85ZM90 259H92V257H91ZM138 259H139V258H138ZM141 259H142V258H141ZM141 259H140V260H141ZM147 259H148V257H147ZM147 259H145V260H146V261H149V260H147ZM151 259H153V257H152ZM156 259H157V258H156ZM184 259H185V258H184ZM196 259H197V258H196ZM207 259H208V258H207ZM211 259H212V258H211ZM211 259H210V260H211ZM237 259H238V258H237ZM254 259H255V258H254ZM51 260H52V259H51ZM74 260H75V259H74ZM92 260H93V259H92ZM96 260H97V259H96ZM96 260H94V261H96ZM129 260H130V259H129ZM157 260H159V259H157ZM164 260H165V259H164ZM201 260H202V259H201ZM208 260H209V259H208ZM26 261H28V262H30V263H32V264H33V263H34V264H35V263H36V264H37V263H44L45 258H40V257H39V258H37V259H34V258L32 257V258H27ZM86 261H87V260H86ZM98 261H99V260H98ZM100 261H101V260H100ZM104 261H105V260H104ZM112 261H113V260H112ZM124 261H126V260H124ZM136 261H137V260H136ZM155 261H156V260H155ZM159 261L161 262L162 259L160 258ZM179 261H180V260H179ZM183 261H184V260H183ZM185 261H186V259H185ZM193 261H194V260H192V262H193ZM206 261H207V260H206ZM51 262H52V261H51ZM130 262H131V260H130ZM139 262H140V261H139ZM139 262H137V264H138ZM141 262H142V261H141ZM160 262H159V263H160ZM166 262L168 263V261H166ZM166 262H165V264H166ZM196 262H197V261H196ZM207 262H208V261H207ZM20 263H21V262H20ZM69 263H70V262H68L67 264H69ZM76 263H77V262H76ZM86 263H87V262H86ZM86 263H85V264H86ZM143 263H145V262H143ZM146 263H147V262H146ZM150 263H151V262H150ZM150 263H149V264H150ZM153 263H154V262H153ZM156 263H158V262L156 261ZM163 263H164V262H163ZM176 263L179 264L177 261H176ZM190 263H191V262H190ZM198 263H199V262H198ZM209 263H210V262H209ZM48 264H49V263H48ZM56 264H57V263H56ZM77 264H79V263H77ZM83 264H84V262H83ZM90 264H91V260H90ZM97 264H98V263H97ZM131 264H132V263H131ZM139 264H140V263H139ZM151 264H152V263H151ZM154 264H155V263H154ZM160 264H162V263H160ZM168 264H169V263H168ZM188 264H189V263H188Z\"/></svg>",
  "mask_w": 264,
  "mask_h": 264
}]
</instances>
